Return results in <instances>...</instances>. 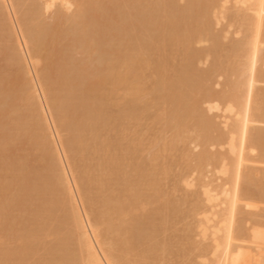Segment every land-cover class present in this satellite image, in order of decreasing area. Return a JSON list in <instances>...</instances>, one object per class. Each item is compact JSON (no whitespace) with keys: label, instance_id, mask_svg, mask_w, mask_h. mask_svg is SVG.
I'll list each match as a JSON object with an SVG mask.
<instances>
[{"label":"rangeland","instance_id":"374dc122","mask_svg":"<svg viewBox=\"0 0 264 264\" xmlns=\"http://www.w3.org/2000/svg\"><path fill=\"white\" fill-rule=\"evenodd\" d=\"M169 1L171 2V0H167L166 1V4L170 5L169 7L174 6V5H172V2L170 4ZM158 2H159V0H155V1L154 0L153 1L152 0H78L68 10H65V8H63V6L61 7V5L59 3H57L51 9H49L47 12H45L44 11V5L42 4L43 3L42 0H33V1L32 0H20V1L18 0L17 1V5L18 4L19 5H18V12H17L16 16H17V19L24 25L23 27L25 29L27 27V29H26L27 31L23 30L24 37L25 38H28V37H31V36H33V37L34 36H37V38L40 41L42 40L41 41L42 42L41 44H42V48H43L44 52L46 51L45 53H47L48 51H49V53L50 52L57 53L60 50L61 51L63 50L64 53L63 52L61 53V51H60L59 54L60 55L61 54L62 55L63 54L65 55V56L63 55L64 57L62 56V57H59L58 58L57 56L59 54H57V56H54L55 58L54 57L52 58L54 60L57 58L61 62L64 60L63 63L59 62V64H58V60H56L57 63H55L52 59L49 60V61H46V62L43 60L41 63L39 62L40 64H38V66L36 67V70L33 69L32 67H29L31 64H28V68H29V71H30V75L31 74L32 75L30 76L28 73L27 74L25 73V76H23V77L20 76L21 77L20 78L21 81H20V79L18 80V78H17L18 76L15 77L17 73H21V74H17V75H22V70L21 69L19 70V67L16 68L17 62L15 60V50H16V48H19L18 41L21 40L20 39L21 36H19L20 34H18V32H19L18 31V28L15 27L17 24L15 25L13 23L14 22L15 23H19V24H21V23L20 22H17V20L16 21L13 20V19H16V17L14 18V16L10 13L9 8H6L7 7L6 3L0 1V5L1 6L4 7V5H5V7L3 9L0 6V68L2 70V71L0 70V91L2 90V92L0 93V97H1L0 98V135H1L0 136V145H1L0 146V152H2V154H4V155H1V153H0V172H2V173H0V187H1V189L3 188V190L0 189V192L3 191V193H4V194L2 192H1L2 194L0 193V211H1L0 212L1 213L0 214V219L2 220V221L0 220L1 221L0 222V228H1L0 229V231H1L0 232V236H1L0 237V260H5V259L13 260V259H15V261L19 262V264H31L32 262H33L32 264H38L39 262L41 264H44V263L45 264L46 263L47 264H52V263H54V264H64V262H67V261H71V262H73V264H80V251H79V249H77V248H79V244L77 243L76 236L73 235L72 237H70V240L69 239L67 241L60 240V242H59V239L60 238L58 239V236H57L60 232L62 233V232L71 231V225L68 222L69 221L68 220L69 217H67V215L64 214L66 212V210H65V212L62 211V209H66L65 205L67 204L66 200L64 202L65 204H62L63 202H61L62 199H65V195L62 193L61 189H59V186L57 187V185L55 184L56 183V179L54 177V173L51 171V168L48 165L49 161L46 158L47 155H48V151L45 148L44 149L42 148V145L44 146V143H45L44 141H46L45 144H47L49 142L51 143L53 141H56L57 135H55L56 137L53 136L55 133L53 131H50L51 133H53L52 134V138H51L49 136V133H48L47 129H46V133L48 135L45 134L44 132L43 133L41 132V129H40L39 125H37L36 119L34 117L33 110H32V113H31V109H33V107H34L33 104H37V99L35 98V99H33V101H30L27 98V94H28V91H30V92L33 91V88H32L33 87V83L35 81H36L35 83L38 82L37 78L34 76V72L35 73L37 72V75L35 74L36 76L45 75L44 72H46V73L48 72L46 74V76L49 79L51 78L50 80L53 79L51 81V83H54L52 85H53L54 88L56 87V92H59V93L61 92L60 93V96H59V93H56V95H58V97L60 99H62L61 100L62 103H63L62 104V107H67L70 103H73L74 101H73V98L72 97H75V96L77 97V95H79V90L81 89V88H77L78 86H77L76 82L78 81L77 83H79V81H80L82 84L83 83L85 84L87 80H88L87 81L88 83L91 80V78L89 80V78L85 77V75L87 76V74H88V76H90V73H87L83 77H81L83 71L81 69H78V65H79L80 62L83 61V64H84L85 63L84 62L85 60H87V61L89 60V62L86 61L87 62L86 65L88 64L89 66L90 65L92 66V68L90 67L91 70L89 69V72H91L93 74L94 73V70L95 71H97V69L99 70V67L95 63H98V65H100L101 64V61H102L101 58H103V61H102L103 62L102 65L103 66L102 67H104V65H105V63H104L105 62L104 57H108L107 54H105V52L109 49V47H112L111 49H109V51L112 50V49H114V48H116L118 46L117 41L118 42L119 41L120 42H123V43H120L121 45H123V44H133V43L136 42L137 37H139L138 39L141 38L140 41H142V43H144L143 41H146V40L147 41H149L150 39L151 40H156L155 38L153 39L151 37L152 36L155 37L156 35H159L160 36L161 33L163 34L164 32H166L165 30L163 31L164 28L161 29L163 27V24H162L161 19H160L161 16H162V12H159V8L161 9V6H165V3H164L165 1L163 0V2H159V3H163L161 6H160V4ZM81 3H82L83 6L81 5ZM154 3H156V4H154ZM138 4H141V5L139 6ZM149 4H150V6H149ZM152 4L154 6H152ZM174 4L176 6H174V8L172 7L171 9H169V10H171L170 12H172L173 9H174L173 12L176 11V9L178 7L181 8V11H182V8H187L189 6L188 5L189 4V1L188 0H174ZM240 6L238 4H235V1L234 0H216V2L214 1V4L211 3L209 6L207 5L206 7H208V9L207 8H204L206 10L202 9L203 7H200L199 8V6L197 7L199 9H197V8L195 9L197 11L199 10L198 11L199 12L198 16L201 15V16L197 17L196 20H198V18H200V21L202 23L203 22L204 23L202 24L198 20L199 23H198V26H197V21H196L194 27H196V29H197V28H199V25L200 24H201L202 27L200 26L201 29H197L198 31L195 29L196 31L193 32V33H191L194 36V38H192V41H191L192 42L191 43V45H192L191 46V49L194 50V51L197 50L196 52H200L202 55L200 56L199 59H197L196 61L194 60L195 62L193 61V63H192L194 69H196V72H197V76L198 77H194L193 80L190 79V78H187L188 80H186L187 82H184V86L183 85L182 86H179L176 83L177 82V79L182 78V77H185V75H187V69H188L187 68L188 62H186V59L187 58H185L184 51H183L184 49H182L183 48L182 45L179 44L180 47H182V48H180L178 46V44L171 45V48H170V46L167 45L166 42L164 43L162 41L161 38H163V37H160V39H158L159 41H154L153 42L154 44L155 43L156 44L155 45H152L151 47L161 48L162 46H165L166 45V47L169 48L168 49L169 50L168 51L169 53H168V55L166 54L167 55V58H166V56L164 57L167 60L169 59V61H170V62L168 61L170 63L169 69H168V66H166L165 68L162 69V74L159 75V73L161 71V64H160V61L158 59H155L156 56H153L154 57L153 60L156 62V64L152 63L153 60L149 61L152 65L150 63H147V66L144 65L143 67H145L146 70H145V68H142V69L145 70V72H144V70H143V72L141 71L138 79L128 78L129 81H130V84L129 83L127 84V82H128V79H127V81H126V83L124 85V88L127 90L126 92L121 89V90H119V91H117L115 93V96L116 97L114 96V100H115L114 101V104L111 105L112 108L110 107V111H112V114H110L112 117L111 116L110 117H111V119L112 118L114 119V120L112 119V121H113V124L115 126L117 125L116 128L117 127L118 128L120 127L119 130L122 129L120 133H123V134L122 135L119 134V130H118V132H116V134H119V135H117L118 138H115L116 137L115 131L110 132V133H112V135L111 134L109 135V133H108V136H107V134H106L107 132L105 131L106 132L105 133L106 135L103 132V130H105V129H102V132L100 131V134H99L101 136L98 135V138H97V140H101V142L102 141H106L105 143L110 142L112 144L115 141L114 146H111V147L113 148L112 151L115 154V159L116 160L113 159V161H112L113 163H112L111 166L104 164L105 163V160H106L105 157L104 156L102 157V155H100L101 153L99 154V153H97V152L94 151V149H93L92 146L96 145L98 143V141L96 140V142L92 143L93 139H92V141H90L91 140V136H90V134H88V132L87 133L85 131H83L82 133L80 132V134H81L80 137H83V138L78 137V140H76V138L78 136V133L75 131V128L74 127H71L73 124L70 123V125H69V128L70 129L69 130L61 131L60 137H61V141L62 142L65 140L64 142H66V144H68L71 141L70 143L72 145H74L73 143L75 141H77V142L80 141L78 143L75 142V144L77 143L76 146H79L80 145L81 147L80 146L79 147H76L75 145H74L75 147H73L71 144H69L71 146V148H73V150L75 151V153L71 154V156L74 157V158H77L78 160H80V162H82L81 158H85L86 162L83 165L86 164L85 167L86 168L88 167V171H85V172L88 174V177L89 176L90 177L89 178L88 177L85 178L83 176L85 174V172H83L82 169H80L82 167H83L84 170L86 169V168H84V166H82V163L83 162L81 163V167H78V169H80L79 171H81V173L82 172L83 173L82 174L81 173H78L79 171H76L75 170L77 173L75 171H73V174H75V177L74 176L73 177H74V179H77V181L79 180L80 182H82L81 179H83V183L85 185L83 183L81 184L80 182H77V183L80 186H83V187L85 186L86 189H87V187L89 186L90 183L91 184L94 183V185L92 187H97L96 189L95 188L93 189L90 186V188L93 189L92 190L93 192L92 191L91 192H88V191H90V189H87V191H86V189L84 187V191H83V188L79 186L82 189L81 191L83 193L85 191L88 192V193H90L89 194V196L91 195L90 200H92V198L94 197V194L96 195L95 198H93L94 201L93 200L91 201L93 203L92 206L95 205V206H93L95 208V209L93 208L95 211L99 207L98 205H101V206L103 205L104 206L103 209L101 208L103 211L100 212L99 211L100 208L97 210L98 214H96L97 212L95 213V211H94L95 215H98L99 216L98 217V221L99 222L101 221V218H100L101 216L99 214L106 211V206H107L106 204H107L108 200H109L108 203H110V199H112L111 202L114 199H116V200L117 199L118 200L119 199L122 200L123 199L122 197L125 198L126 195L128 196V192H127L129 190V187L128 186L131 187L132 185H134L133 183H135V181H136L135 179H137V177H138V176H135L136 174L137 175H144V174L145 175H149L152 172V176L153 177L152 176H150V178L146 177V178H148V180H147V186L144 187V189L141 190L142 191V194H143V196L141 197L142 199H140L139 201H135V202L133 200H131L130 203H129L131 206H127V209H129L127 211L128 212L131 211V212H129V214L127 213V218L128 217H131L133 215L134 217L133 216L132 217L134 218V220L138 216L139 218H142V221L139 218H137V222L135 220V221H133L134 223H132L133 218L125 219V221H124L125 223H123V225L121 226V230L123 229V231H124V229H125V232H123V231L121 232L120 230L118 231V230L115 229L116 231H118V233H117V235H119L118 238H117V235L116 234L115 235H111V237L113 239L112 240L113 246H114V248L117 247V248H115V250H116L115 254L117 256L121 257L120 259L122 261L127 262V264H204L203 261L206 258L204 256H207L208 254H206V253H209L210 252V249H211V239H210V237L209 236L207 237L208 238V239H206L207 241L205 239L202 240L201 239L200 232H199L201 230V229H199L200 228L199 227V224L201 223V221H203L202 219L205 216L203 214L205 212L204 209H206L207 211L210 210V208H209L210 205L207 202H205L206 201L205 200L206 199L205 198L206 196L204 195L203 192H205L206 190H209V191L211 190V195L212 196H216L218 194L217 193V190H218L217 188L220 187V184L222 182L221 180L223 179V177H221L218 174V170H219V167H220V159L222 157L223 158H226V162H228L229 164L232 161V158L233 157L228 152L227 143H225V145L224 144L221 145L220 144V137L221 136L224 137V135L227 134L228 129H229L228 127L233 122V117H231V115H229L228 113H225V109L228 106L229 99L231 98L230 96H232V94H233V86L232 85H235V84L241 85V90H242V85H243V83L245 81V78H246V77H244V75H242V73H243L242 71L245 70L244 68L246 66V57H245V54L246 53L244 54V52L238 51L237 50L238 48L235 49L234 48V45L235 44L236 45H239L240 42H241L240 45H242V44H244L248 40L249 35H250V31H249V25H248V18H246V16L247 17L250 16L248 13H251V16H252L253 13L251 11L250 12L247 11L248 12L247 13L245 11V8L243 6H241V8H240ZM111 7H112V9H111ZM151 7L154 9V11H153L154 13L153 14L152 13H149V12H152L150 10V9H152ZM157 7H159V8L157 9ZM20 8L22 9V11H21ZM76 8H77V10H76ZM179 8H178V10H179ZM83 9H85V10H83ZM155 9H157L156 11L158 12V14H156V16L157 15L159 16V17L158 16L157 17L160 19V21L157 20V17L155 16V13H156L155 12ZM78 10H80V11L82 10L83 12L81 11L82 14H81V16L79 18H77L76 20H73L71 17H73V15ZM94 10H95V12H94ZM147 10L148 11L150 10V11L148 12ZM184 10L185 9H183V11ZM201 10H203L205 12L204 13L203 12L200 13ZM210 10H212V11H210ZM58 12H60L61 15L64 14V18H62V20L60 22H59L60 19L57 16V13ZM140 12H143V13H146L147 12L146 13L147 16H148V13L149 14H152V15H149L147 17V16H145V14L140 13ZM19 13H21V14H19ZM206 13H208L207 14V17L206 16H203V14L206 15ZM214 13H215V15H214ZM143 15H144V17H143ZM10 16L13 17V19ZM151 16H154V17H151ZM55 17H57L58 20H56ZM209 17L211 19H209ZM144 18L145 19L148 18V19L147 20H144ZM155 18H156V21L154 20ZM9 19H12V20H9ZM64 19H65V21H64ZM81 19H83V20H81ZM149 19L150 20L153 19L155 23H157V21H159L158 22L159 24H155L153 22V25H152V23H151V21ZM203 19H206V20H203ZM12 21H13V23H11ZM43 21H44V23H43ZM209 21H210V23H209ZM52 22H53V24H52ZM54 22H56V23H54ZM143 22H145L146 24H148L147 22H150L149 24H150V28L151 29L149 30V27L147 25L145 27L142 26V27L146 28V29L141 28V29H143V31L141 30L140 32H144L146 30V32H144L142 34L143 35L142 36V35H140L141 33L139 32L140 29H138V27H136V25L138 24L139 27H141V25L143 24ZM116 23H118V25ZM57 24H59V25H57ZM69 24H71V25L69 26ZM91 24H92V26H91ZM120 24H121V26H120ZM11 25L13 27H15L16 29L15 28L13 29V27H11ZM25 25H28V26H25ZM60 25H62V26L60 27ZM155 25H156V27H155ZM157 25H158V28H157ZM263 25H264V22H263ZM8 27H10V28H8ZM52 27H54V29H52ZM135 27L137 28L138 31L136 30L134 32V30L136 29ZM263 27H262V29H263ZM11 28L13 30H15V31H13ZM59 28H60L61 31L59 30ZM80 28H82V29H80ZM106 28H108V29H106ZM124 28H125V30H124ZM88 29H89V31H88ZM154 29H156V30H154ZM50 30H51V32H50ZM54 30H55V32H57L60 35H58L56 33H53ZM57 30H59V31H57ZM80 30H81V32H83L82 34H80L81 32H79ZM129 30H131V31H129ZM199 30L203 31L204 33H202L201 31L199 32ZM149 31H151V32H149ZM60 32H62V34ZM136 32H137L136 35H138V36H135L134 33H136ZM13 33H16L15 36H14ZM77 33L80 36H82V37H80L79 35H77ZM148 33H151L150 35H152V36L150 37V35ZM30 34H32V35H30ZM128 34H130V35H128ZM144 34L146 35L145 36L146 37L145 38L146 40L144 39ZM52 35L54 36L53 37L54 39L51 38ZM88 35H90V36H88ZM148 35H149V37L147 39V36ZM115 36H117V37H115ZM127 36H128V39H127ZM131 36H134V37H131ZM159 36H158V38H159ZM163 36H165V34H163ZM212 36H215V37H217L219 39V40H217V38H216V40L219 43L221 42L220 45H222V48H223L222 50L221 49H217L215 41L212 40L215 37H212ZM3 37H5L6 39L3 38ZM78 37H79V39H78ZM130 37L133 38V40H131ZM16 38L19 39V40L17 41ZM58 38H59V40H58ZM72 38L75 39L73 43L71 42L72 41ZM76 38L78 39V42H77L78 44L77 43L75 44V42L77 40ZM80 38L81 39H84L83 41H85L86 43L83 44L84 42L82 40L80 41ZM93 38H94V40H93ZM122 38L125 39V41H123ZM52 39L54 41H56V42L58 41L57 44ZM55 39H57V40H55ZM113 39H117V40H113ZM50 40H52V41H50ZM90 40H91V43H89ZM126 40H129V41L126 42ZM49 41L50 42H53L52 43L53 46H52V44ZM113 41H114V43L116 42L115 43V45H117L116 47H115V45H112V44H114V43H112ZM16 42H17V44H16ZM80 42H83V43H80ZM54 43L56 44V46H55L56 48L54 47ZM232 43H233V45H232ZM12 44H14L15 46H13ZM49 44H51V45L49 46ZM82 44H83V47H84V48L82 47L83 49L81 48ZM87 44L88 45L91 44L89 51L88 50H85V47L88 46ZM157 44H159V46H156ZM79 45H80V47L78 49V46ZM231 45L233 46V50H231L233 52L230 51V48L232 47ZM193 46H194V48H193ZM51 47H53V48L51 49ZM95 47H97V48H95ZM13 48H15V50ZM57 48H58V50H56ZM66 48H69V49L67 50ZM102 48L103 49L106 48L107 50H102L104 52L100 55V52H102L101 51ZM260 48H261V55H262L264 53V43L261 44ZM86 49H88V48H86ZM92 49H94L95 51L92 50ZM11 50H12V52H11ZM75 50H77V51H75ZM91 50H92V52H91ZM212 50H213V52H212ZM215 50H216L217 53L215 52ZM80 51H81V53H80ZM72 52H73L74 55L72 54ZM75 52H77V53H75ZM210 52H212V54ZM236 52H237V54H236ZM238 52L240 54H242L241 55L242 57L239 56L240 54ZM178 53H179V55L176 56V54H178ZM180 53H181V55H180ZM214 53H216V55ZM85 54H87V55H85ZM73 56H74V58H73ZM88 56H89V58H88ZM101 56H103V57H101ZM168 56H170V57L168 58ZM2 57H3V59H2ZM9 57H10V59H9ZM65 57H66V59H65ZM235 57H237V59ZM83 58H85V60H83ZM170 58H171V60H170ZM79 59H81V60H79ZM106 59H108V58H106ZM174 59L175 60L177 59V60L175 61ZM14 60H15V62H14ZM95 61H99V62H95ZM237 61H239V62H237ZM14 63H16V65H14ZM60 63H61V65H60ZM259 63L260 64H257V66H256L258 70L257 69L256 70L263 74L264 73V61L263 62L261 61ZM3 64L4 65L7 64V67L4 66ZM48 64H49V66H47ZM56 64H58L60 68H58ZM63 64H65L67 66H65ZM148 64H150V65H148ZM82 65H79V67L81 68ZM158 65H160V66L158 67ZM179 65L181 66L180 67L181 70L179 68ZM45 66H47L46 67L47 69L44 68ZM61 66H63V67H61ZM83 66H85V65H83ZM96 66L98 67L97 69H96ZM171 66L174 67V68H172ZM175 66H176V68H175ZM195 66H196V68H195ZM50 67H52V68L50 69ZM55 67H56V69H55ZM102 67L100 65V68L101 69H102ZM147 67H150V68H147ZM157 67L160 69V71H159V69ZM183 67H184V70L182 69ZM216 67H218V68H216ZM74 68L76 70H78V72H77V74H73L71 76L70 75L71 73L69 74V72L74 71L76 73V70ZM84 68L86 69L84 71V73L88 72L87 71L88 68L86 66ZM84 68L82 67V69H84ZM4 69H5V71H4ZM59 69L61 70V72H60ZM17 71H19V72H17ZM54 71H59V72L56 73ZM67 71H69V72H67ZM175 71L177 73H174ZM74 72H72V73H74ZM156 72H157V74H156ZM164 72L167 73V74H165ZM178 72L180 73V75H179ZM204 72H205V75L206 76H207V73H208L210 75V77L209 76L206 77L205 75H203ZM62 73H63V75H62ZM177 74L179 76L178 78L176 77ZM28 75L31 78L34 76L36 80L33 77L32 78V81H34V82H31L30 83L31 80H29L30 78H29ZM162 75H164L163 76V79L166 76V79L171 80V82L169 83L168 80L167 81H163V79L161 78ZM199 75H201V78L199 77ZM67 76H69V78ZM168 76H170V77H168ZM202 76H204V77H202ZM25 77H27L28 79L25 78ZM57 77H59V78L57 79ZM60 77H63V78L66 77V78H64L65 79V82H66V83L64 82V84H69L70 85V86H68V85L67 86L66 85L61 86L62 87V90L64 88H66L64 91H62L61 88L59 89L56 86V84H55L56 82H58V80H60ZM78 77L79 78H82V79H79L78 80ZM207 78H209V79H207ZM10 79H11L12 82L9 81L10 82L9 83L8 80H10ZM25 79L27 80L26 82H25ZM70 79L71 80L74 79V80H77V81L76 82L74 80L71 81ZM151 79H153V80H151ZM241 79H243V80H241ZM6 80H7V82H6ZM132 80H133V82H131ZM191 80H192V82H190ZM13 81H15V82H13ZM22 81H23V83H22ZM172 81H174L175 83L172 82ZM140 82L142 83V85H141ZM188 82H190V83L188 84ZM35 83H34V85L36 86ZM159 83H162V84L164 83L163 85H165L167 83V85L169 87L167 85H165L164 88H163V85H159ZM196 83H198L200 85V87ZM20 84H22V85H20ZM72 84H74L76 86H72ZM171 84H173V85H171ZM194 84H196V85L194 86ZM138 85H139V89H138ZM26 86H28V88ZM172 86H173V88H174V86L176 88L173 89ZM73 87L74 88L76 87L78 90L76 88L74 89ZM165 88H167V89H165ZM196 88H198V89H196ZM171 89H173V90L171 91ZM181 89H183V90H181ZM7 90H9V91H7ZM66 90H68V92ZM163 90L164 91L167 90V91L163 92ZM179 90L181 91V93H180ZM73 91H74V93H73ZM75 91H78V92H76L77 94H75ZM150 91H151V93H150ZM183 91L185 93H187V94H189L187 92V91H189L190 94L187 95ZM174 92H175V94H173ZM178 92L180 93V95L182 94L183 97L182 96L180 97V95H179ZM255 93H257V94H255V96L253 97V107L256 106L255 109L264 110V109H262V107L264 108V97H263L264 96V82L261 81V82H259L258 84L255 85ZM163 94H164V98H163ZM168 94H171L172 95V97L171 98L169 97V98L170 99H174V100H172L173 102L171 100H169V98L166 97ZM242 94H243V92L242 93L240 92L239 93V96H242ZM9 95H10V97H9ZM69 95H71V96H69ZM171 95H169V96H171ZM178 95H179V97H178ZM184 95H186L187 98L184 97ZM41 96L42 95L40 94V96H39L40 97V99H39L40 100V103H42L41 105H43L45 103L44 106H43V108L45 107L44 110H47V108H46L47 107V104H46V101H45L46 99H44V96H42L43 98ZM63 96H64V98H63ZM124 96H125V98H126L127 101L121 103L122 101H119V98L121 99ZM173 96H175L177 98H180V99H175V97H173ZM70 97H71V99H70ZM134 97L137 98V100L135 99L136 102L139 100L138 101V104L136 102H134ZM132 98H133V100H132ZM161 98H162V100H161L162 102L159 101ZM64 99H66V100L69 99L68 102L65 100L69 104H67L64 101ZM164 99L167 100L168 102L170 101L171 103L169 102L170 104L167 103V104L164 105V103H163V102H165V101H163ZM42 100L45 101V102H42ZM176 100H178L177 101L179 103L178 106L175 105V104H177V103H175ZM241 100L243 101V99H241ZM129 101L132 102V105H131L132 106V109H134V106H135L134 103H136L135 109H137V110H135V109L134 110L137 111V116L138 117L140 116L139 117V121H136L134 119L133 120H129V121H123L122 119H120L121 118L120 115L122 114L121 112H119L120 111V108H121V106H123L125 104L126 106L124 105L122 107V109L124 108L126 110V107H128V105L131 104V102H129ZM192 101H194V102H192ZM173 103H175V104H173ZM194 103L196 105L195 108H194L195 105H193ZM210 103H211V105L217 104L218 106L216 108H213V109L210 110L208 108V106L210 105ZM171 105H173V106L170 107ZM260 105H261V108L259 107ZM176 106H177V111H175ZM181 106H182V108H183L184 111L181 109ZM191 106H192V108H191ZM178 107H179V109H178ZM185 107H186V109H185ZM189 108H191V109H189ZM193 108L195 110L196 109L197 110L195 111V110H193ZM79 110H81V111H79ZM79 110L76 109V111L79 112V113L80 112L81 113L83 112L82 109H79ZM178 110L179 111L182 110V112L181 111L179 112ZM186 110L187 111L189 110L188 112H190V115L192 114V116H190L191 118H188V119L186 118V115L189 114L188 112L186 113ZM7 111H9V112L7 113ZM22 111H25V112H22ZM113 112H115V113H113ZM167 112H168V114H167ZM175 112L176 113H179V114H176ZM28 113L30 115H28ZM79 113H76V114H78V116L77 115H74L73 116L74 119H71L73 122L72 121H70V122L75 123L77 121H80L81 118H79V117H81V114L79 115ZM48 114L50 115L49 112L48 113L46 112V115L45 116L48 117L47 120H48L49 130H55L54 129L53 122H50V121H52V119L51 118H50L51 120L49 119ZM53 114L56 115L55 113H53ZM166 114H167V116H166ZM179 115H181V117ZM184 115H185V117H184ZM8 116H10V117H8ZM30 116H31V118H30ZM178 116L181 118V120H180V118ZM182 117L185 118V119H183ZM226 117H228V118H226ZM169 118H171V119H169ZM54 119H55V117H54ZM1 120H2V122H1ZM20 120H21V122H19ZM29 120H30V122H29ZM176 120H178V121H176ZM184 120H186V121H184ZM115 122H117V123H115ZM178 122H179V124H178ZM181 122H182V124H180ZM6 123H7V125H6ZM121 124H124L123 126L126 127V131L125 132L128 135L127 134H125V135H127L129 137V138H127V140L125 139L127 136H125V138H123L124 137V132H123V128L124 127L121 128V126H122ZM223 124H225V125H223ZM23 125H26V127H24ZM173 125L176 126V127H174ZM257 125H260L261 128L264 129V125H262V124H257ZM28 126L30 128L32 126V128L30 129ZM167 126H169V127H167ZM127 127H129V129ZM223 127H225V128L227 127V128L226 129L225 128L223 129ZM183 128H184V130H183ZM32 129H34V131ZM133 129H137L136 130L137 131L136 135H135V133H133L135 131V130L133 131ZM8 132H10V133H8ZM39 132H40V134L37 135V133H39ZM71 133H74L75 134L73 136V138L71 136L73 134H71ZM83 133L86 134V139L85 140L88 139L87 138L88 136L90 137V140H87V141H83L82 140V142H81L80 139H84L85 138V136H83L84 135ZM101 133H103V134H101ZM120 135H121V137H119ZM104 136H106V137H104ZM109 136H112V137L108 138ZM29 137L30 138L32 137V139L30 140ZM40 137H41V139H40ZM42 137H44V138L42 139ZM102 137H104V139H102ZM137 137L139 138V140H138ZM71 138H72V140H69ZM106 138H108V139H106ZM1 139H2V141H1ZM57 139H59V137ZM119 139H121V141ZM132 139L133 140L134 139H137V140L136 141L135 140L133 141ZM124 140H126V141H124ZM128 140H130V141H128ZM7 141L9 142V144L7 143ZM57 141L55 142V144L57 143ZM127 141L128 142H131L132 141V143L134 145H132L131 143H127ZM138 141H139V143H138ZM64 142H63V145H64ZM84 142H88V143H84ZM117 142L119 143V145L117 144ZM81 143H83V144L81 145ZM90 143L92 144V146H91ZM121 143L123 144L122 146L120 145ZM84 144L86 145L87 150H89V151H87L88 153L85 151L86 149H83V147L85 148ZM98 144H97V146H98ZM125 144L128 145V146H125ZM29 145L30 146L32 145V148ZM57 145H59V141H58ZM115 145L117 147H115ZM219 145H221V146H219ZM4 146H6L5 147V149H6L5 151L6 152L4 151ZM33 146H34V148H33ZM59 147L58 146L56 147L58 149V151L60 150ZM121 147H123V148H121ZM124 147H127V148H124ZM78 148H80V150L82 148L83 151L81 150V152H80V150H78ZM90 148H91V151H90ZM116 148H118V149H116ZM129 148H130V150H135V151H133V153H131L132 156L131 155L128 156V154L126 153V150L129 149ZM75 149H77V150H75ZM24 150H25V152H24ZM84 151H85V154H83ZM38 152H40L41 154H39ZM77 152L82 153L83 156H80L81 154L78 153L81 158L78 157L77 154H76ZM92 152H95V154L97 156L94 153L92 155H90ZM134 154H136V155H134ZM210 155H211V157H209ZM259 155L260 154H259V151L258 150H257V155L256 156L255 155H252V156L251 155H247L246 156V160H248L250 158L248 160L249 162L246 161V163H244V166H245L244 170H245V172H248L246 170H249V168H250V170H249L250 173H253L254 175L251 174L252 177H249L251 180L249 178L245 179V181L243 180V183H241V184H243L244 186L241 185V189H242V187H244L243 190L245 192H248V194L249 193L252 194V196H253V197L251 196L252 199H251V197H249V199L256 201V203L254 202V204H257V209H255L256 211L249 210L250 212H248V210L247 211H244L243 210V213L245 214V216L242 213L240 214L241 216H240V220L239 221H243L240 224H238L240 227H241V225H245L247 227L248 226L247 223L249 224V222L252 225H254V223L255 224L256 223L257 224H260V223H262L264 221V197H263L264 196V182H263L264 180L262 181V179H264V165L263 164H260V162L258 164ZM130 156L132 158H130ZM72 157H69V158H71V160H72L73 159ZM139 157L140 158L142 157L141 160H140ZM37 158H39V159H37ZM129 158H130V162H129ZM24 159L26 160V163H21V162H25ZM45 159H46V161H45ZM77 159H73L72 160L73 161L72 163H75V162L78 163V160ZM85 160L83 159V161H85ZM47 161H48V163H47ZM140 161H142V162H140ZM27 162H28L29 165L27 164ZM80 162L77 164V166L78 165L80 166ZM121 162H122L123 165L121 164ZM18 163H19V166H16V164L18 165ZM40 163H43V165L45 166L44 169L42 168L43 165L40 166ZM76 163L74 165L72 164V167L74 169H76L75 167H77L76 166ZM95 163H96V165H95ZM124 163H126V165ZM129 163H130V165H129ZM25 164H26L27 167L25 166ZM37 164H39V167H38ZM87 165H91L93 167L95 166L93 168L94 170L93 169L91 170V167H89ZM103 165L105 166V168H104ZM136 165L141 166V168H142V170L140 169L141 172H138V173L135 172V171H137V167H138ZM145 165H147V166H145ZM12 167H13V169H12ZM23 167H25V168L23 169ZM46 167H48V169ZM253 167H255V168H253ZM39 168H41L40 171L42 170V172H38ZM117 168H120V169H117ZM8 169H9V172H8ZM46 169H47V171L45 172ZM95 170H97V172H99V173H97ZM105 170L108 171V172H106ZM31 171H32V173H31ZM11 172H12V174L9 176L8 173H11ZM20 172L21 173H24V174H21ZM255 172H256V174H255ZM13 173H18V174H14L13 175ZM40 173H42V175ZM44 173H46V174H44ZM142 173H144V174H142ZM50 174L53 175V176L51 175V177H52V179L54 178V180L50 179L51 177L49 178ZM76 174H77V177H76ZM80 174L82 175V177H81ZM117 174H118V176H117ZM123 174H125L127 181H122V179H120L123 176ZM15 175H16V177L19 176L18 177V181L19 182L17 181L16 178H13V177H15ZM47 175H48V177H47ZM24 176L27 179H25ZM43 176H46L49 180L46 177H44V180H43L42 179ZM68 176H69V174H68ZM93 176H95V178H93ZM255 176H256V178H255ZM33 178H34L35 181L33 180ZM72 179H70V180L72 181ZM85 179H86L87 182H89V184L87 182H85ZM108 179H109V181H108ZM50 180H52L51 182H52L53 185L52 184H49V183H51ZM98 180H99V182H97V183H99V184L102 183L103 184L102 185L103 189H99L98 188L101 185H98V184L95 185L96 181H98ZM101 180H102V182H101ZM9 181H10V183L12 181L13 182L15 181L14 182L15 184H13V183L10 184ZM22 181H23L24 184L21 183ZM46 181H48L47 182V186L49 185V187H48L49 189L46 186V183H45ZM53 181H54V183H53ZM104 181L109 182V183H106ZM110 181H111V183H110ZM223 181H224V179H223ZM30 182H31V184H30ZM42 182H44L45 185L44 184L41 185ZM248 182H250V183L248 184ZM252 182H253V184H252ZM35 183L38 185V188H37V185ZM104 183H105V185H104ZM6 184L7 185L10 184V185L7 186L8 187V190H9L8 191L9 192L8 194H5L6 193L5 191L7 189L6 188ZM19 184H21V185H19ZM250 184H251V186H250ZM31 185H33L35 187H33ZM40 185H41V187H40ZM247 185L250 188L247 189ZM9 186H10V188L11 187H13V188L10 190ZM4 187H5V189H4ZM18 187L21 188L22 191H20V189ZM31 187H32V190H30ZM53 187L55 189L54 190V193L55 194L57 193L56 195L53 193L54 199H53V197H50V195L52 196V193L51 192H53V190H51V189H53ZM123 187H125V188L122 189ZM44 188H46V189H44ZM56 188H58L57 189L58 190L57 192H55L56 191ZM115 188L116 189L119 188V189H117L118 190V193H117V190ZM126 188H127V190H126ZM258 189H259L260 192L257 191ZM23 190H25V191H23ZM34 190H35V192H33ZM36 190H38L37 192L38 193L40 192V194H38L36 192ZM43 190H45V193H46L45 197L42 196V194H44V193H42V192H44ZM59 190H60L61 193L59 192ZM94 190H96V191H94ZM112 190L118 196L116 194H114V192ZM121 190H123V191L126 190L127 193L125 192L123 194V191H121ZM247 190H249V191H247ZM28 191H29V193H28ZM48 191H51L50 194H48L49 193ZM31 192L33 193L32 195L30 194ZM86 192L84 193L85 194V198L86 197L89 198V196H86L88 194ZM245 192H244V194H245ZM254 193H256V194H254ZM260 193H261V195H260ZM25 194H26V196H24ZM250 194L248 196H250ZM2 195H5V196H2ZM28 195L29 196L30 195L31 196H35V198L32 197V199H29L31 197H29ZM47 195H48L49 198H52L53 200H51V199L49 200V198H47ZM108 195H109V197H108ZM115 195H116V197H115ZM13 196H15V197H13ZM110 196L112 198H110ZM120 196H122V197H120ZM6 197H9V198L7 199ZM25 197H27L28 199H26ZM151 197L153 199H151ZM39 198H41V199H39ZM42 198H44L45 200L42 199ZM46 198L49 200V202H48V200H46ZM59 198H61V199H59ZM150 199L152 200L153 203H151L149 201ZM9 200H12L11 201L12 203ZM31 201L32 202L35 201V202L34 203H31ZM40 201H42V203H40ZM51 201H53V202H51ZM54 201H56V202H54ZM59 201H60V203H59ZM147 201H148V203H147ZM15 202H16V204H15ZM25 202H26V204H23ZM84 202H85V200H84ZM132 202H134V203H132ZM55 203H57V204H55ZM52 204H54V205H52ZM56 205L57 206H59V205L62 206V208L59 207L61 209L60 210L61 213L58 212L59 211V208H57ZM51 206L53 208H55V209H53ZM204 206L205 207L207 206V208H205ZM47 207H49V208H47ZM89 207H91V206L89 205ZM89 207H88V204L86 205V203H85V208H87L89 210V212L92 210L91 212L93 213V209L92 208L90 209ZM18 208H20V209H18ZM50 208L53 211H50ZM133 208H135V209H133ZM196 208H198V209H196ZM240 208L242 209L243 207H240ZM11 209H13V210H11ZM35 209H36V211H35ZM56 209H58V210H56ZM104 209H105V211H104ZM142 209H144V210L142 211ZM239 209H238V212H239ZM37 210H39V212H37ZM42 210H44L43 211V214H42ZM8 211H10L11 213L8 212ZM19 211H20V214H18ZM157 211H158V213H157ZM240 211H242V210H240ZM12 212H14V213L12 214ZM53 212H55V215H57V216H55L53 214ZM57 212H58V214H56ZM245 212L246 213L248 212L250 215L248 216V214H246ZM31 213H33L34 216H32L33 214H31ZM131 213H132V215H130ZM238 214H237V218H238ZM27 215H29V217ZM35 215L37 216V221L35 220L36 219L35 218L36 217ZM52 215L54 216V218L51 217ZM109 215H112V213H110ZM141 215H143L144 217L141 216ZM31 216H32V218H30ZM43 216L45 218L47 217L48 219L47 218L45 219ZM9 217H10V221H9ZM42 217L45 220H47V221H45ZM56 217H57V220H56ZM244 217L246 219L249 218L248 219L249 221L246 220L247 223H245V224H244V220H245ZM169 218H170V220H169ZM242 218H244V220ZM58 219H60V220H58ZM111 219L112 220H110V223L116 225L115 218L113 219L111 217ZM64 220H65V222L62 223V221H64ZM145 220H148V221L145 222ZM260 220H261V222H260ZM12 221H14V222H12ZM20 221L23 222V223H21ZM27 221H29L28 224H27ZM38 221H39V223L40 222H43L42 224L40 223L41 226L38 223ZM56 221H58V223ZM45 222H48V224L45 223ZM147 222L148 223L150 222V223L148 224ZM166 222L169 223V225ZM258 222H260V223H258ZM55 223H57L59 226L57 225V226H54L53 227V224H55ZM130 223H132V224L130 225V228H128V226H129ZM237 223H238V220H237ZM5 224H8V225H5ZM21 224H23V225H21ZM60 224L61 225L63 224V226H61ZM125 224H127V227L125 226ZM134 224H136V226H133ZM211 224L213 225L214 224V221L211 222ZM148 225H151V226H148ZM252 225H251V227H252ZM33 226H35V227L33 228ZM123 226H125V228ZM131 226H133V228L135 230H133L134 234L132 232L129 235V232L131 230L128 232L127 229L128 230L129 229H132ZM142 226H143V229L141 228ZM147 226L149 228H147ZM152 226H154V228ZM25 227L28 229V231H27V229ZM43 227L44 228L47 227V229H45V230L42 231V228ZM50 227L52 229H50ZM151 227L153 228L154 231L151 230L152 229ZM8 228H9V230H8ZM29 228L32 229V230L34 229L33 232L31 231V233H29L30 232V229ZM61 228H64L65 231L62 230ZM103 228H104V226L101 228V230H103ZM249 228L247 227V228L242 229V233L244 234L246 232V230H248ZM24 229H26L25 232L26 233L28 232L27 235L31 239L30 238L26 239V237H28V236H26V237L24 236L23 237V235L25 234V232L23 231ZM54 229H57V230H55V232H52ZM147 229L148 230L150 229V231H148ZM16 230L18 232H16ZM140 230H142V232ZM243 230H245V231L243 232ZM49 231L52 232L53 235L51 233H49ZM152 231H153V233H151ZM5 232H6V234H5ZM119 232L122 233V234H119ZM140 232H141L142 235L140 234ZM22 233H23V235H22ZM242 233H241V235H243ZM30 234H31V236H30ZM33 234H35V235H33ZM36 234L39 235V236H37ZM123 234H124V236L122 237ZM143 234H145V236H143ZM139 235H141V236H139ZM149 235H150V238H149ZM7 236H9V238ZM55 236H57V237L55 239H53ZM114 236L117 239H114ZM127 236H128V239H126V242L129 241V245L131 247L128 245V242L127 243H124V241H123V240H125V238ZM243 236L245 237V235H243ZM4 237H5V239L7 237L11 241H8V239H6V241H4L5 240ZM169 237H172L174 240L172 238L169 239ZM32 238H34V239H32ZM38 238H40V239H38ZM140 238H141L142 241L140 240ZM241 238H243V237H241ZM157 239H158V241H157ZM244 239L246 240V238H244ZM24 240H26V241L29 242V246H28V242H26ZM29 240H31L32 242L29 241ZM46 240H48V241H46ZM56 240L59 243V245L57 244ZM134 240L135 241H139L140 243L139 242H135ZM12 241H13V243H12ZM23 241H24V243H23ZM37 241L39 243H36ZM75 241H76V243H75ZM144 241H146L147 243H145ZM46 242H48V244ZM116 242H118L120 244H121V242H122V244L124 243V245H122V246L120 245L119 248H121L123 246L124 247L127 246L128 248L130 247L129 249L133 250V252L130 251V250H128L127 248H126L127 250H125V251L121 248L122 249V251H121L118 248V246H117L118 243H116ZM130 242L131 243L134 242L133 245L134 246L136 245V246L134 247ZM35 243H36V245H35ZM63 243L64 244L65 243L66 244L68 243V244L67 245L65 244L63 246ZM244 243L245 244H248L246 242H244ZM244 243H242V245ZM22 244H23V246L20 247V245H22ZM31 244H32V247H30ZM200 244H201V246H200ZM240 245H241V243H240ZM244 245H243V247L241 246L242 248H244V249H241V250H243L242 253L243 252L245 253V251L246 252L247 251L249 252L250 249L248 250V246L247 245L244 246ZM248 245L250 247L251 244H248ZM24 246H26V248H24ZM60 246H62V247H60ZM152 246H154V247H152ZM206 246H207V248H205ZM209 246H210V248H209ZM171 247H172V249H171ZM30 248H32V249H30ZM61 248H63V249H61ZM251 249H253V248H251ZM18 250H19V252H18ZM24 250H25V252H24ZM44 250H46L47 252L44 251ZM77 250H78V252H77ZM14 251H17L18 253L14 252ZM22 251L24 252V255L25 256L22 255L23 254ZM53 251H55V252H53ZM58 251H60V253ZM170 251H171V253H170ZM204 251L206 253H204ZM66 252L69 253V254H67ZM248 252L246 254H244V253L243 254L246 255V256L247 255H250L251 256L253 254L252 251H250L249 254H248ZM54 253H56V254H54ZM123 253L124 254L127 253V255H123ZM16 254L19 256V258H18V256ZM57 254H59V255H57ZM65 254H67V255H65ZM118 254H121L123 257L121 255H118ZM150 254H152V255H150ZM203 254H205V255L203 256ZM21 255L23 257H21ZM59 256H63V257H59ZM124 256H126L127 259H126V257L124 258ZM9 257H11V258H9ZM208 257H209V259H211V256L210 255H208L207 258ZM56 258H57V260H56ZM34 260H35V262H34Z\"/></svg>","mask_w":264,"mask_h":264},{"label":"bare ground","instance_id":"6f19581e","mask_svg":"<svg viewBox=\"0 0 264 264\" xmlns=\"http://www.w3.org/2000/svg\"><path fill=\"white\" fill-rule=\"evenodd\" d=\"M1 2H5L6 3V5H7V7L6 8H9V10H10V13L14 16V18L16 17V19H13V17H11L13 20H17V22H20L18 19H17V16H16V14H17V12H18V5H17V1L18 0H0ZM20 1V0H19ZM33 1V0H32ZM78 0H42V4L44 5V11L45 12H47L49 9H51L54 5H56L57 3H59L60 5H61V7L63 6V8H65V10H68L71 6H73L76 2H77ZM153 1V0H152ZM155 1V0H154ZM165 2V6H161L163 3H159V2H163V0L161 1V0H159V4H160V6H161V9L159 8V7H157V9L159 8V12H162V16H161V22H162V24H163V27L161 28V29H163V31L165 30L166 32H164L163 34H165V36H163V34L161 33V35L159 36V35H156L155 37H153L152 35H150L151 33H148L149 35H150V37L151 38H155L156 40H149V41H147L145 38V34H144V39L146 40V41H143L144 43H142V41H140V39H138L139 37H137V39H136V42L135 43H133V44H123V45H121L120 43H123V42H118L117 41V43H118V46L117 45H115V43H114V41L112 42V43H114V44H112V45H115V47L116 48H114V49H112V50H110L109 51V49H111L112 47H109V49L107 50L106 48H102L101 49V51L102 50H107L106 52H105V54H107V56L108 57H104V59H105V65H104V67H102L103 65V58H101L102 59V61H101V67H102V69L100 68V65H98V63H95V64H97V66L99 67V70L97 69L98 67L96 66V69H97V71H95L94 70V73L92 74L91 72H89V69H90V67L92 68V66L90 65H86V63L87 62H89V60L87 61V60H85V58H83V60H85L84 62V64H83V61L82 62H80L79 63V65H85L88 69H87V71L88 72H86V73H84V71L86 70L84 67L85 66H83L82 65V67L84 68V69H82V67L80 68L79 67V65H78V69H81L82 71H83V73H82V76L81 77H83L85 74H87V73H90V76H88V74H87V76L85 75V77H87V78H89V80H90V78H91V80H90V82L88 83L87 81H86V83L83 85L80 81H79V83H77L78 81L77 80H74V79H72V80H74L75 82H76V84H77V88H81L80 90H79V95H77V97L75 96V97H72L73 98V103H67L68 101H69V99L68 100H66V99H64V101L67 103V104H69L67 107H62V99H60L59 97H58V95H56V93H59V92H56V87L54 88L53 87V85L52 84H54V83H51V81L53 80H50L47 76H46V74L48 73H46V72H44L45 73V75H41V76H36L37 75V72L35 73L34 72V76L37 78V80H38V82L37 83H35L34 81H32V78L34 77H30L31 75H30V71H29V68H28V64H31L29 67H32L33 69H35L36 70V67L38 66V64H40L43 60L46 62V61H49V60H51L54 56H57V54H59V52L61 51H59V52H57V53H52V52H50L49 53V51L47 52V53H45L44 52V50H43V48H42V40L40 41L38 38H37V36H31V37H28V38H25L24 37V34H23V30H25V31H27L26 29H27V27H26V29L23 27L24 25L21 23V24H19V23H13V21L11 22V23H13V24H17L15 27L16 28H18V34H20L19 36H21V40H19V39H17L16 38V40L18 41V46H19V48H16V50H15V48H13L14 50H15V60H16V62H17V66H16V68H18L19 67V70L21 69L22 70V75H17V74H21V73H17L16 74V76L15 77H17L18 78V80L21 78V77H23V76H25V73L27 74H29L28 76H29V80H31L30 81V83L31 82H34L35 84H36V86L34 85V83H33V91L32 92H30V91H28V94H27V98L30 100V101H33V99H37V104H33V109H31V113H32V110H33V114H34V117H35V119H36V122H37V125H39V127H40V129H41V132L43 133H45V134H47L46 133V129H47V131H48V133H49V136L52 138V134L53 133H51L50 131H53L55 134L53 135V136H55V135H57V138L59 137V139H57L56 138V141L58 140L59 141V145H57V143H58V141H57V143L55 144V142L56 141H53V142H49V143H47V144H45L46 143V141H44L45 143H44V146L42 145V148L44 149H46L47 151H48V155H47V159H48V161H49V163H48V161H47V163H48V165L50 166V168H51V171L54 173V177H55V179H56V185H57V187L59 186V189H61V191H62V193L65 195V199H62L61 200V202H63L62 204H65L64 202H65V200H66V202H67V204L65 205V207H66V209H62V211H64L65 212V210H66V212L64 213L65 215H67V217H69L68 218V222H69V224L71 225V231H68V232H60L57 236H58V239H59V242H60V240H62V241H67L68 239L70 240V237H72L73 235L74 236H76V238H77V243L79 244V248H77V249H79V251H80V264H108V260L111 258V259H119V260H121L120 258L121 257H119V256H117L116 254H115V252H116V250H115V248H117V247H115L114 248V246H113V242H112V237H111V235H117V233H118V231L120 230L121 232L123 231V229L121 230V226L123 225V223H125L124 221H125V219H128V218H133L134 216L132 215V213L130 214V215H132L131 217H128L127 218V213L129 214V212H131V211H127V210H129V209H127V206H131L129 203H130V201L131 200H133L134 202L135 201H139L140 199H142L141 197L143 196V194H142V189H144V187H146L147 186V180H148V178H150V176H152V172L149 174V175H145L144 173H142V174H144V175H135V176H138L137 177V179H135L136 181H135V183H133L134 185H132L131 187L130 186H128L129 187V190L127 191L128 192V196L126 195V197L124 198V197H122V196H120V197H122L123 199L122 200H116V199H114L112 202H111V200L112 199H110V198H112L111 196H110V203H108L109 202V200H108V202H107V206H106V211H105V209H104V211L105 212H103V213H100L99 215L101 216L100 218H101V221L99 222L98 221V215H95V213L97 212V210L100 208V212L101 211H103L102 209H103V205L101 206V205H98L99 207L97 208V210L95 211L94 209V207L93 206H95V205H93L92 206V200H93V198H95V194H94V197L92 198V200H90V198H91V195L89 196V194L90 193H88V192H91L94 188L96 189L97 187H92L93 185H94V183L93 184H89V182H87L86 181V179H85V182H87L88 184H89V186L87 187V189H90V191H88V192H86L87 191V189H86V187H85V189H86V193H88L86 196H89V198L88 197H86L85 198V192L83 193L81 190V188L80 187H82L83 188V191H84V187L83 186H80V185H78V183L77 182H80L79 180L77 181V179H74V177H75V174H73V171H79L80 169H82V171L83 172H85V171H88V167L86 168L85 167V165H83L85 162H86V160H85V158H81L80 156H83L82 155V153H79V152H77L76 154H77V156L78 157H80L81 158V160H82V162H80V160H78L77 158H74V157H72L71 156V154H73V153H75V151L73 150V148H71V146L69 145V144H71L70 142L68 143V144H66V142H64V145H63V142L61 141V137H60V134H61V131H64V130H69L70 128H69V125H70V123L71 124H73L71 127H74L75 128V131L78 133V136H77V138H76V140H78V137H80L81 136V134H80V132L82 133L83 131H85L86 133L88 132V134H90V136H91V140H90V137L88 136L87 138V140H90V141H92V139H93V141H92V143H94V142H96V140H97V138H98V135L100 134V131L102 132V129H105V130H103V132H104V134L106 133L107 134V136H108V133H109V135L111 134L112 135V133H110V132H113V131H115V134H116V132H118V130H119V128L117 127L116 128V126L113 124V121H112V119H111V115L110 114H112V111H110V107H111V105L112 104H114V96H115V93L117 92V91H119V90H123V91H127L125 88H124V85H125V83H126V81H127V79L128 78H134V79H138V77H139V75H140V73H141V71L143 72V70L144 69H142V68H145V67H143L144 65H146L147 66V63H150L149 61H151V60H153V56H156V58L155 59H158L159 61H160V64H161V71H160V69L158 68L160 65H158V69H159V71H160V73H159V75L160 74H162V69L163 68H165L166 66H168V69H169V66H170V61H169V59L167 60L166 58H167V55H168V49L169 48H167L166 47V45L165 46H162L161 48H158V47H151L152 45H155L153 42L154 41H159L158 39H160V37H163V38H161L162 39V41L165 43H167V45H169L170 46V48H171V45H175V44H178V46L180 47V45L179 44H181L182 45V47H180V48H182V49H184L183 51H184V55H185V58H187L186 59V62H188V66H187V75H185V77H182V78H179V79H177V85H179V86H184V82H187L186 80H188L187 78H190V79H194V77H198L197 76V72H196V69H194V67H193V61L195 60H197V59H199L200 58V56L202 55L200 52H196V51H194V50H192L191 49V41H192V38H194V36H193V34H191V33H193V32H195L197 29H201L200 28V26H201V24L199 25V28H197L196 29V27H194L195 26V23H196V21H197V26H198V23H199V21H200V18H198V20H196L197 19V17H199V16H201V15H199L198 16V14H199V10L197 11V10H195L198 6H199V8L200 7H203L202 9H204V8H207L208 9V7H206L207 5L209 6L211 3L212 4H214V1L216 2V0H188L189 1V6L187 7V8H182V11H181V8H179V10H178V8L176 9V11H174L173 12V10H172V12H170L171 10H169V9H171L172 7L174 8V6H176L175 4H174V0L172 1L171 0V2H172V5H174V6H172V7H169L170 5H168V4H166V1L167 0H164ZM235 1V4H238L239 6L241 5V6H243L244 8H245V11L247 12H252L253 14H252V16H251V13H248L250 16H246V18H248V25H249V31H250V35H249V38H248V40L246 41L245 39V43L244 44H242V45H240V43H239V45H234V48L235 49H237L238 51H241V52H244V54H245V57H246V66H245V70H243L242 72V75H244V77H246L245 78V81H244V83H243V85H242V90H241V85H237V84H235V85H232L233 86V94H232V96H230L231 98L229 99V102H228V106L226 107V109H225V113H228L229 115H231V117H233V122H232V124L228 127L229 129H228V132H227V134L226 135H224V137L223 136H221L220 137V144L221 145H225V143H227V146H228V152L232 155V161L230 162V164L228 163V162H226V158H221L220 159V167H219V170H218V174L221 176V177H223V179H224V181H223V179L221 180L222 182H221V184H220V187H218L217 189V195L216 196H212L211 195V190L209 191V190H206L205 192H203L204 193V195L206 196L205 198V202H207L210 206H209V208H210V210L209 211H207L206 209H204L205 210V212L203 213L205 216L203 217V221H201V223L199 224V229H201L199 232H200V235H201V239L202 240H206V239H208L207 237L209 236L210 237V239H211V249H210V252L209 253H206L205 251H204V253H206V254H208V255H210L211 256V259H209V257L207 258V256H204L205 254H203V256L204 257H206L205 259H204V261H203V263L204 264H264V221L262 222V223H260L261 222V220H260V222H258V223H260V224H255L254 223V225H252L250 222H249V224L246 222V220H248V219H246L245 217V220H244V218H242L243 220H244V224L245 223H247V227L249 228L248 230H246V232L243 234L242 233V229H244V228H247L245 225H241V227L238 225V224H240L241 222H243V221H239L240 220V214L242 213V214H244L243 213V210L244 211H247L248 210V212H250L249 210H254V211H256L255 209H257V204H254V202L256 203V201L255 200H251L252 199V194H250V196H248L249 194H248V192H245L244 190H243V188L244 187H242V189H241V185L242 186H244L243 184H241V183H243V180L245 181V179H247V178H249V177H252L251 176V174H253V173H250V168H249V170H246V171H248V172H245V170H244V168H245V166H244V163H246V161H248V160H246V156L247 155H257V150L259 151V160H258V164H259V162H260V164H263L264 165V129H262L261 128V126L260 125H257V124H262V125H264V110H260V109H255V107H253V97L255 96V94H257V93H255V85L256 84H258L259 82H264V73L262 74V73H260L259 71H257L258 69H257V67L255 68V72H253V70H252V57H253V55H255V57H256V66H257V64H260L259 62H263L264 61V53L261 55V48H260V46H261V44L262 43H264V25H263V22H264V15H262V13H264V8H262V0H234ZM135 2V1H134ZM170 2V1H169ZM171 2H170V4H171ZM3 4V3H2ZM33 4V3H32ZM85 4V3H84ZM134 4V3H133ZM154 4H156V3H154ZM42 5V6H43ZM81 5H82V3H81ZM139 6L141 5V4H138ZM168 5V6H167ZM1 6V5H0ZM35 6V5H34ZM83 6V5H82ZM149 6H150V4H149ZM152 6H154L153 4H152ZM241 6H240V8H241ZM2 7V9L5 7V5H4V7L3 6H1ZM39 7V6H38ZM137 7V6H136ZM146 7V6H145ZM169 7V8H168ZM211 7V6H210ZM218 7V6H217ZM242 7V8H243ZM5 8V9H6ZM147 8V7H146ZM152 8V7H151ZM199 8H197V9H199ZM243 8V9H244ZM21 9V8H20ZM108 9V8H107ZM111 9H112V7H111ZM145 9V8H144ZM157 9H155V16H156V14H158V12L156 11ZM183 9H185L184 11H183ZM210 9V8H209ZM216 9V8H215ZM214 9V10H215ZM76 10H77V8H76ZM83 10H85V9H83ZM152 11V12H149V11ZM148 12L149 13H154L153 11H154V9L152 8V9H150ZM161 10V11H160ZM169 10V11H168ZM204 10H206V9H204ZM21 11H22V9H21ZM82 11V10H81ZM81 11L80 10H78L74 15H73V17H71L73 20H76L77 18H79L80 16H81ZM100 11V10H99ZM146 11V10H145ZM144 11V12H145ZM210 11H212V10H210ZM244 11V10H243ZM2 12V11H1ZM38 12V11H37ZM83 12V11H82ZM94 12H95V10H94ZM139 12V11H138ZM204 13L205 11H203V10H201V12L200 13ZM140 13H143V12H140ZM147 13V12H146ZM146 13H143V14H145V16H147L146 15ZM148 13V16L149 15H152V14H149ZM211 13V12H210ZM19 14H21V13H19ZM31 14V13H30ZM207 14L208 13H206V15L205 14H203V16H206L207 17ZM212 14V13H211ZM2 15V14H1ZM66 15V14H65ZM72 15V14H71ZM94 15V14H93ZM118 15V14H117ZM214 15H215V13H214ZM57 16H58V18L60 19L59 20V22L62 20V18H64V14L63 15H61L60 14V12H58L57 13ZM147 16V17H148ZM158 16V15H157ZM156 16V17H157ZM21 17V16H20ZM83 17V16H82ZM129 17V16H128ZM127 17V18H128ZM143 17H144V15H143ZM151 17H154V16H151ZM159 17V16H158ZM157 17V20H159L160 21V19ZM19 18V17H18ZM58 18L57 17H55V19L56 20H58ZM85 18V17H84ZM100 18V17H99ZM112 18V17H111ZM205 18V17H204ZM12 19H9V20H12ZM35 19V18H34ZM69 19V18H68ZM93 19V18H92ZM148 19V18H147ZM147 19H145L144 18V20H147ZM207 19V18H206ZM206 19H203V20H206ZM209 19H211L210 17H209ZM81 20H83V19H81ZM143 20V21H144ZM150 20V19H149ZM155 21H156V18L154 19ZM154 20L152 19V20H150L151 21V23H152V25H153V22H154ZM243 20V19H242ZM42 21V20H41ZM64 21H65V19H64ZM96 21V20H95ZM118 21V20H117ZM159 21H157V23H155V24H159L158 22ZM32 22V21H31ZM73 22V21H72ZM146 22V21H145ZM145 22H143V24L141 25V27H139V25L137 24L136 25V27H138V29H140L139 30V32L142 30L143 31V29H141V28H144L146 25L149 27V30L151 29L150 28V22H147L148 24H146ZM201 22V21H200ZM206 22V21H205ZM242 22V21H241ZM240 22V23H241ZM24 23V22H23ZM43 23H44V21H43ZM54 23H56V22H54ZM86 23V22H85ZM119 23V22H118ZM118 23H116L117 25H118ZM139 23V22H138ZM202 23V22H201ZM204 23V22H203ZM202 23V24H203ZM209 23H210V21H209ZM245 23V22H244ZM30 24V23H29ZM52 24H53V22H52ZM65 24V23H64ZM88 24V23H87ZM122 24V23H121ZM121 24H120V26H121ZM46 25V24H45ZM57 25H59V24H57ZM71 24H69V26H70ZM81 25V24H80ZM94 25V24H93ZM96 25V24H95ZM125 25V24H124ZM151 25V26H152ZM25 26H28V25H25ZM53 26V25H52ZM55 26V25H54ZM62 25H60V27H61ZM64 26V25H63ZM91 26H92V24H91ZM142 26H144V27H142ZM204 26V25H203ZM7 27V26H6ZM11 27H13L12 25H11ZM15 27H13V29L15 28ZM50 27V26H49ZM57 27V26H56ZM59 27V26H58ZM78 27V26H77ZM111 27V26H110ZM135 27V28H136ZM155 27H156V25H155ZM202 27V26H201ZM205 27V26H204ZM248 27V26H247ZM262 27H263V29H262ZM8 28H10V27H8ZM15 28V29H16ZM23 28V29H22ZM43 28V27H42ZM74 28V27H73ZM95 28V27H94ZM100 28V27H99ZM133 28V27H132ZM157 28H158V25H157ZM12 29V28H11ZM12 29V30H13ZM37 29V28H36ZM35 29V30H36ZM39 29V28H38ZM51 29V28H50ZM52 29H54V27H52ZM80 29H82V28H80ZM106 29H108V28H106ZM111 29V28H110ZM144 29H146V28H144ZM196 29V30H195ZM42 30V29H41ZM49 30V29H48ZM59 30H60V28H59ZM59 30H57V31H59ZM95 30V29H94ZM105 30V29H104ZM124 30H125V28H124ZM137 30V28L134 30V32ZM154 30H156V29H154ZM158 30V29H157ZM11 31V30H10ZM13 31H15V30H13ZM61 31V30H60ZM63 31V30H62ZM88 31H89V29H88ZM116 31V30H115ZM129 31H131V30H129ZM138 31V30H137ZM198 31V30H197ZM201 30H199V32H200ZM207 31V30H206ZM17 32V31H16ZM43 32V31H42ZM50 32H51V30H50ZM77 32V31H76ZM79 32H81V30L79 31ZM91 32V31H90ZM112 32V31H111ZM110 32V33H111ZM125 32V31H124ZM144 32H146V30L144 31ZM144 32H140L139 34L140 35H142ZM148 32V31H147ZM149 32H151V31H149ZM202 33H204L203 31H201ZM248 32V31H247ZM33 33V32H32ZM38 33V32H37ZM53 33H56V34H58L57 32H55V30L53 31ZM61 34H62V32H60ZM71 33V32H70ZM83 32H81L80 34H82ZM119 33V32H118ZM154 33V32H153ZM160 33V32H159ZM158 33V34H159ZM14 34V36H15V34L16 33H13ZM103 34V33H102ZM101 34V35H102ZM131 34V33H130ZM130 34H128V35H130ZM135 34V36H138V35H136L137 34V32L136 33H134ZM211 34V33H210ZM248 34V33H247ZM30 35H32V34H30ZM58 35H60V34H58ZM57 35V36H58ZM77 35H79L78 33H77ZM100 35V34H99ZM149 35L147 36V39H148V37H149ZM192 35V36H191ZM196 35V34H195ZM212 35V34H211ZM214 35V34H213ZM3 36V35H2ZM18 36V35H17ZM39 36V35H38ZM51 36V35H50ZM80 36V35H79ZM88 36H90V35H88ZM108 36V35H107ZM143 36V35H142ZM158 36H159V38H158ZM198 36V35H197ZM204 36V35H203ZM43 37V36H42ZM54 36L52 35V37L51 38H53ZM71 37V36H70ZM76 37V36H75ZM80 37H82V36H80ZM99 37V36H98ZM97 37V38H98ZM101 37V36H100ZM115 37H117V36H115ZM114 37V38H115ZM131 37H134V36H131ZM130 37V38H131ZM141 37V36H140ZM212 37H215V36H212ZM211 37V38H212ZM3 38H5V37H3ZM11 38V37H10ZM40 38V37H39ZM112 38V37H111ZM216 38L217 37H215L214 39H212L213 41H215V43H216V47H217V49H223L222 48V45H220L221 44V42L219 43L217 40H219L218 38H217V40H216ZM6 39V38H5ZM9 39V38H8ZM47 39V38H46ZM50 39V38H49ZM54 39V38H53ZM52 39V40H53ZM61 39V38H60ZM77 39V38H76ZM78 39H79V37H78ZM78 39L76 40V42H75V44L78 42ZM100 39V38H99ZM108 39V38H107ZM120 39V38H119ZM127 39H128V36H127ZM52 40H50V41H52ZM55 40H57V39H55ZM58 40H59V38H58ZM74 40L75 39H73L72 38V43L74 42ZM83 41L84 39H81L80 38V41ZM93 40H94V38H93ZM113 40H117V39H113ZM122 40L123 41H125V39H123L122 38ZM121 40V41H122ZM131 40H133V38H131ZM194 40V39H193ZM49 41V42H50ZM54 41V40H53ZM129 40H126V42H128ZM135 41V40H134ZM46 42V41H45ZM44 42V43H45ZM56 44H57V42L56 41H54ZM84 42V43H83ZM83 42H80V43H83V44H85L86 42L85 41H83ZM89 42V41H88ZM111 42V41H110ZM131 42V41H130ZM133 42V41H132ZM210 42V41H209ZM13 43V42H12ZM48 43V42H47ZM51 44L53 43V42H50ZM54 43V47L56 46V44ZM89 43H91V40H90V42ZM103 43V42H102ZM125 43V42H124ZM159 43V42H158ZM161 43V42H160ZM214 43V44H215ZM16 44H17V42H16ZM46 44V43H45ZM51 44H49V46L51 45ZM61 44V43H60ZM69 44V43H68ZM78 44V43H77ZM83 44H82V46H81V48L83 47ZM97 44V43H96ZM162 44V43H161ZM13 46H15L14 44H12ZM11 45V46H12ZM59 45V44H58ZM66 45V44H65ZM88 45V44H87ZM103 45V44H102ZM110 45V44H109ZM111 45V46H112ZM163 45V44H162ZM232 45H233V43H232ZM231 45V46H232ZM17 46V47H18ZM52 46H53V44H52ZM63 46V45H62ZM70 46V45H69ZM85 46V45H84ZM90 46H91V44H89L88 46H86L85 47V50H88L89 51V49H90ZM156 46H159V44H157ZM177 46V47H178ZM214 46V45H213ZM230 46V47H231ZM66 47V46H65ZM64 47V48H65ZM79 47H80V45L78 46V49H79ZM215 47V46H214ZM215 47V48H216ZM226 47V46H225ZM48 48V47H47ZM53 47H51V49H52ZM56 48V47H55ZM71 48V47H70ZM84 48V47H83ZM82 48V49H83ZM86 48H88V49H86ZM95 48H97V47H95ZM193 48H194V46H193ZM232 48V49H231ZM230 48V51L231 50H233V46ZM50 49V50H51ZM60 49V48H59ZM67 50L69 49V48H66ZM228 49V48H227ZM49 50V49H48ZM56 50H58V48L56 49ZM65 50V49H64ZM84 50V51H85ZM92 50H94V49H92ZM92 50H91V52H92ZM97 50V49H96ZM209 50V49H208ZM229 50V49H228ZM53 51V50H52ZM66 51V50H65ZM73 51V50H72ZM75 51H77V50H75ZM79 51V50H78ZM87 51V52H88ZM95 51V50H94ZM178 51V50H177ZM182 51V50H181ZM11 52H12V50H11ZM63 52V50L61 51V53ZM100 52V51H99ZM104 51H102V52H100V55L103 53ZM212 52H213V50H212ZM212 52H210L211 54H212ZM215 52H216V50H215ZM231 52H233V51H231ZM230 52V53H231ZM64 53V52H63ZM75 53H77V52H75ZM79 53V52H78ZM80 53H81V51H80ZM86 53V52H85ZM183 53V52H182ZM217 53V52H216ZM216 53H214L215 55H216ZM239 53V52H238ZM10 54V53H9ZM72 54H73V52H72ZM104 54V55H105ZM167 54V55H166ZM173 54V53H172ZM236 54H237V52H236ZM240 54V53H239ZM64 55V54H63ZM62 54L60 55H58L57 57L59 58V57H62L63 56ZM67 55V54H66ZM74 55V54H73ZM85 55H87V54H85ZM92 55V54H91ZM170 55V54H169ZM179 55V53L178 54H176V56H178ZM180 55H181V53H180ZM220 55V54H219ZM242 54H240L239 56H241ZM65 56V55H64ZM63 56V57H64ZM166 56V58H164ZM210 56V55H209ZM214 56V55H213ZM236 56V55H235ZM86 57V56H85ZM101 57H103V56H101ZM170 56H168V58H169ZM242 57V56H241ZM55 58V57H54ZM72 58V57H71ZM73 58H74V56H73ZM88 58H89V56H88ZM106 58H108V59H106ZM173 58V57H172ZM182 58V57H181ZM236 59H237V57H235ZM240 58V57H239ZM2 59H3V57H2ZM9 59H10V57H9ZM64 59V58H63ZM65 59H66V57H65ZM76 59V58H75ZM100 59V58H99ZM184 59V58H183ZM182 59V60H183ZM15 60H14V62H15ZM55 63H57L56 62V60H58L57 58L54 60V59H52ZM68 60V59H67ZM74 60V59H73ZM79 60H81V59H79ZM94 60V59H93ZM170 60H171V58H170ZM175 60V59H174ZM177 60V59H176ZM175 60V61H176ZM181 60V61H182ZM64 61V60H63ZM63 61L61 62L60 60H58V64H59V62H61V63H63ZM87 61V62H86ZM92 61V60H91ZM169 61V62H168ZM194 61V62H195ZM40 62V63H39ZM52 62V61H51ZM78 62V61H77ZM95 62H99V61H95ZM184 62V61H183ZM237 62H239V61H237ZM50 63V62H49ZM61 63H60V65H61ZM152 63H154V64H156V62L153 60L152 61ZM182 63V62H181ZM220 63V62H219ZM236 63V62H235ZM52 64V63H51ZM58 64H56L57 65V67L58 68H60L59 67V65ZM67 64V63H66ZM91 64V63H90ZM151 64V63H150ZM150 64H148V65H150ZM184 64V63H183ZM196 64V63H195ZM194 64V65H195ZM4 65V64H3ZM14 65H16V63H14ZM53 65V64H52ZM63 65H65V64H63ZM152 65V64H151ZM175 65V64H174ZM173 65V66H174ZM2 66V65H1ZM4 66H6L7 67V64L6 65H4ZM47 66H49V64L47 65ZM47 66H45L44 68H46ZM65 66H67V65H65ZM89 66V67H88ZM236 66V65H235ZM244 66V65H243ZM12 67V66H11ZM61 67H63V66H61ZM95 67V66H94ZM172 67V66H171ZM181 66L179 65V68H180ZM215 67V66H214ZM213 67V68H214ZM241 67V66H240ZM26 68V69H25ZM52 67H50V69H51ZM57 68V69H58ZM147 68H150V67H147ZM172 68H174V67H172ZM175 68H176V66H175ZM195 68H196V66H195ZM216 68H218V67H216ZM221 68V67H220ZM224 68V67H223ZM47 69V68H46ZM55 69H56V67H55ZM64 69V68H63ZM62 69V70H63ZM69 69V68H68ZM75 69V68H74ZM156 69V68H155ZM183 70H184V67L182 68ZM186 69V68H185ZM222 69V68H221ZM233 69V68H232ZM257 69V70H256ZM0 70H1V68H0ZM49 70V69H48ZM60 70V69H59ZM76 70V69H75ZM80 70V71H81ZM91 70V69H90ZM145 70H146V68H145ZM145 70H144V72H145ZM177 70V69H176ZM180 70H181V68H180ZM179 70V71H180ZM213 70V69H212ZM217 70V69H216ZM2 71V70H1ZM4 71H5V69H4ZM71 71V70H70ZM81 71V72H82ZM158 71V72H159ZM169 71V70H168ZM186 71V70H185ZM230 71V70H229ZM17 72H19V71H17ZM21 72V71H20ZM24 72V73H23ZM52 72V71H51ZM54 72H56V73H58L59 71H54ZM60 72H61V70H60ZM67 72H69V71H67ZM72 72H74V71H71V72H69V74L72 76L73 74H77V72H78V70H76V73L74 72V73H72ZM80 72V73H81ZM167 72V71H166ZM173 72V71H172ZM232 72V71H231ZM6 73V72H5ZM32 73V72H31ZM41 73V72H40ZM165 73V72H164ZM174 73H177L176 71L174 72ZM179 73V72H178ZM182 73V72H181ZM184 73V72H183ZM36 74V75H35ZM50 74V73H49ZM60 74V73H59ZM58 74V75H59ZM67 74V73H66ZM156 74H157V72H156ZM165 74H167V73H165ZM164 74V75H165ZM170 74V73H169ZM199 74V73H198ZM62 75H63V73H62ZM68 75V74H67ZM164 75H162V79H163V76ZM179 75H180V73H179ZM184 75V74H183ZM203 75H205V72H204V74ZM2 76V75H1ZM21 76V77H20ZM55 76V75H54ZM76 76V75H75ZM79 76V77H80ZM93 76V77H92ZM156 76V75H155ZM206 76V75H205ZM207 76H209L210 77V75L207 73ZM206 76V77H207ZM8 77V76H7ZM14 77V76H13ZM35 77H34V79H35ZM68 78H69V76H67ZM78 77V80L79 79H82V78H79ZM142 77V76H141ZM144 77V76H143ZM158 77V76H157ZM159 77V78H160ZM168 77H170V76H168ZM174 77V76H173ZM177 78L179 77L178 76V74H177V76H176ZM181 77V76H180ZM199 77L201 78V75H199ZM202 77H204V76H202ZM205 77V78H206ZM25 78H27V77H25ZM56 78V77H55ZM59 77H57V79H58ZM64 78H66V77H64ZM63 77H60V80H58V82H56L55 84H56V86L60 89L61 88V90H62V87L61 86H64V85H68V86H70L69 84H64V82H65V79H64ZM72 78V77H71ZM86 78V79H87ZM4 79V78H3ZM8 79V78H7ZM14 79V78H13ZM28 79V78H27ZM76 79V78H75ZM85 79V80H86ZM144 79V78H143ZM165 79V80H164ZM163 79V81H167L168 80V82L170 83L171 82V80H169V79H166V76H165V78ZM197 79V78H196ZM195 79V80H196ZM207 79H209V78H207ZM239 79V78H238ZM23 80V79H22ZM36 80V79H35ZM71 80V79H70ZM71 80V81H72ZM151 80H153V79H151ZM160 80V79H159ZM192 80L190 81V82H192ZM194 80V81H195ZM203 80V79H202ZM241 80H243V79H241ZM9 81H11V79L10 80H8V82ZM16 81V80H15ZM15 81H13V82H15ZM20 81H21V79H20ZM27 80L25 79V82H26ZM84 81V80H83ZM136 81V80H135ZM141 81V80H140ZM162 81V80H161ZM6 82H7V80H6ZM12 82V81H11ZM131 82H133V80L131 81ZM172 82H174V81H172ZM190 82H188V84L190 83ZM238 82V81H237ZM10 83V82H9ZM19 83V82H18ZM21 83V82H20ZM22 83H23V81H22ZM66 83V82H65ZM130 84V81H129V79H128V82H127V84ZM141 83V82H140ZM175 83V82H174ZM173 83V84H174ZM195 83V82H194ZM199 83V82H198ZM198 83H196V84H198ZM242 83V82H241ZM7 84V83H6ZM27 84V83H26ZM71 84V83H70ZM132 84V83H131ZM164 84V83H163ZM162 83H159V85H163ZM173 84H171V85H173ZM196 84H194V86L196 85ZM20 85H22V84H20ZM83 85V86H82ZM141 85H142V83H141ZM165 85H167V83L165 84ZM165 85H163V88H164V86ZM199 85V84H198ZM9 86V85H8ZM19 86V85H18ZM55 86V85H54ZM65 86V87H66ZM72 86H76V85H74V84H72ZM168 86V85H167ZM166 86V87H167ZM178 86V87H179ZM190 86V85H189ZM188 86V87H189ZM6 87V86H5ZM4 87V88H5ZM27 88H28V86H26ZM127 87V86H126ZM134 87V86H133ZM132 87V88H133ZM161 87V86H160ZM169 87V86H168ZM171 87V86H170ZM187 87V88H188ZM197 87V86H196ZM199 87H200V85H199ZM7 88V87H6ZM21 88V87H20ZM26 88V89H27ZM74 88V87H73ZM76 88V87H75ZM74 88V89H75ZM76 88V89H77ZM172 88H173V86H172ZM176 87L174 86V88L173 89H175ZM10 89V88H9ZM66 88H64L62 91H64ZM138 89H139V85H138ZM137 89V90H138ZM165 89H167V88H165ZM169 89V88H168ZM173 89H171V91L173 90ZM184 89V88H183ZM183 89H181V90H183ZM192 89V88H191ZM190 89V90H191ZM196 89H198V88H196ZM232 89V88H231ZM13 90V89H12ZM78 90V89H77ZM185 90V89H184ZM195 90V89H194ZM7 91H9V90H7ZM11 91V90H10ZM15 91V90H14ZM67 92H68V90H66ZM70 91V90H69ZM122 91V92H123ZM146 91V90H145ZM165 91H167V90H165ZM164 90H163V92H165ZM170 91V92H171ZM178 91V90H177ZM180 91V90H179ZM2 92V90L0 91V93ZM6 92V91H5ZM72 92V91H71ZM76 92H78V91H75V94H77ZM138 92V91H137ZM184 92V91H183ZM189 94H190V92L189 91H187ZM242 93L243 92V94H242V96H239V93ZM249 92H251V103L249 104ZM11 93V92H10ZM61 93V92H60ZM60 93H59V96H60ZM73 93H74V91H73ZM72 93V94H73ZM150 93H151V91H150ZM179 93V92H178ZM177 93V94H178ZM180 93H181V91H180ZM180 93H179V95H180ZM185 93V92H184ZM232 93V92H231ZM40 94L42 95V96H44V99H46L45 101H46V104H47V110H44L45 109V107L43 108V106H44V104L43 105H41L42 103H40ZM132 94V93H131ZM167 94V93H166ZM165 94V95H166ZM172 94V93H171ZM171 94H168L166 97L167 98H171L172 97V95ZM173 94H175V92L173 93ZM185 94H187V93H185ZM189 94H187V95H189ZM24 95V94H23ZM67 95V94H66ZM169 95H171V96H169ZM179 95H178V97H179ZM230 95V94H229ZM4 96V95H3ZM8 96V95H7ZM41 96V97H42ZM69 96H71V95H69ZM74 96V95H73ZM140 96V95H139ZM157 96V95H156ZM182 96V94L180 95V97ZM9 97H10V95H9ZM62 97V96H61ZM68 97V96H67ZM116 97V96H115ZM130 97V96H129ZM141 97V96H140ZM154 97V96H153ZM162 97V96H161ZM173 97H175V96H173ZM183 97V96H182ZM184 97H186V95H184ZM264 97V96H263ZM1 98V97H0ZM43 98V97H42ZM63 98H64V96H63ZM142 98V97H141ZM163 98H164V94H163ZM166 98V99H167ZM169 98V100H174V99H170ZM187 98V97H186ZM5 99V98H4ZM3 99V100H4ZM9 99V98H8ZM24 99V98H23ZM70 99H71V97H70ZM135 99L137 100V98L136 97H134V102H136L135 101ZM139 99V98H138ZM156 99V98H155ZM175 99H180V98H177V97H175ZM241 99H243V101L241 100ZM2 100V99H1ZM129 100V99H128ZM132 100H133V98H132ZM131 100V101H132ZM162 100V98L159 100V101H161ZM168 100V99H167ZM167 100H163V101H165V102H163L164 103V105L165 104H167V103H169ZM206 100V99H205ZM19 101V100H18ZM27 101V100H26ZM45 101H43L42 100V102H45ZM71 101V100H70ZM119 101H122L121 103H123V102H126L127 100H126V98H125V96L124 97H122L121 99L119 98ZM131 101H129V102H131ZM139 101V100H138ZM138 101L136 102L137 104H138ZM178 100H176V102L175 103H177V104H175V103H173V104H175V105H177L178 106V102H177ZM258 101V100H257ZM133 102V101H132ZM132 102H131V104H129L128 105V107H126V110L123 108L122 109V107L125 105H123V106H121V108H120V111L119 112H121L122 114L120 115L121 116V118L120 119H122L123 121H129V120H136V121H139V117L137 116V111H135V110H137V109H135V106H136V103H134L135 104V106H134V109H132ZM162 102V101H161ZM173 102V101H172ZM192 102H194V101H192ZM198 102V101H197ZM27 103V102H26ZM171 103V102H170ZM169 103V104H170ZM3 104V103H2ZM4 105V104H3ZM7 105V104H6ZM11 105V104H10ZM22 105V104H21ZM121 105V104H120ZM193 105H195V103L193 104ZM209 105V104H208ZM115 106V105H114ZM126 106V105H125ZM173 105H171L170 107H172ZM177 106H176V108H175V111H177ZM180 106V105H179ZM183 106V105H182ZM182 106H181V109L183 110V108H182ZM218 105L217 104H215V105H211V103H210V105L208 106V108L211 110V109H213V108H216ZM9 107V106H8ZM17 107V106H16ZM19 107V106H18ZM32 107V106H31ZM175 107V106H174ZM196 107V105L194 106V108ZM260 108H261V105L259 106ZM112 108V107H111ZM166 108V107H165ZM191 108H192V106H191ZM191 108H189V109H191ZM193 108V110H195ZM76 109L77 110H79V109H82L83 110V112L81 113H79V112H77L76 111ZM140 109V108H139ZM164 109V108H163ZM171 109V108H170ZM173 109V108H172ZM178 109H179V107H178ZM185 109H186V107H185ZM262 109H264L263 107H262ZM19 110V109H18ZM145 110V109H144ZM165 110V109H164ZM168 110V109H167ZM182 110H180L181 112H182ZM197 110V109H196ZM195 110V111H196ZM79 111H81V110H79ZM159 111V110H158ZM161 111V110H160ZM169 111V110H168ZM179 111V110H178ZM179 111V112H180ZM184 111V110H183ZM189 111V110H188ZM187 110H186V113L188 112ZM9 111H7V113H8ZM22 112H25V111H22ZM46 112L48 113H50V115L48 114V116H49V119L51 118L52 119V121H50V122H53V125H54V129L55 130H49V127H48V120H47V118L48 117H46L45 115H46ZM151 112V111H150ZM3 113V112H2ZM53 113H55L56 115H54ZM76 113H79V115L81 114V117H79V118H81V120L80 121H77V122H75V123H72L73 121L71 120V119H74V115H77L78 116V114H76ZM113 113H115V112H113ZM141 113V112H140ZM176 113V112H175ZM185 113V114H186ZM189 114L188 115H186V118L188 119V118H191L190 116H192V114L190 115V112H188ZM167 114H168V112H167ZM167 114H166V116H167ZM172 114V113H171ZM170 114V115H171ZM176 114H179V113H176ZM5 115V114H4ZM14 115V114H13ZM28 115H30L29 113H28ZM114 115V114H113ZM141 115V114H140ZM174 115V114H173ZM198 115V114H197ZM55 117V119H54V117ZM111 116V117H110ZM153 116V115H152ZM180 117H181V115H179ZM178 116V117H179ZM183 116V115H182ZM201 116V115H200ZM199 116V117H200ZM8 117H10V116H8ZM15 117V116H14ZM73 117V118H72ZM117 117V116H116ZM179 117V118H180ZM184 117H185V115H184ZM203 117V116H202ZM30 118H31V116H30ZM78 118V119H79ZM118 118V117H117ZM116 118V119H117ZM177 118V117H176ZM183 118V117H182ZM226 118H228V117H226ZM20 119V118H19ZM18 119V120H19ZM24 119V118H23ZM119 119V118H118ZM169 119H171V118H169ZM183 119H185V118H183ZM205 119V118H204ZM77 120V119H76ZM114 120V119H113ZM174 120V119H173ZM180 120H181V118H180ZM179 120V121H180ZM190 120V119H189ZM32 121V120H31ZM70 121H72V122H70ZM166 121V120H165ZM176 121H178V120H176ZM183 121V120H182ZM184 121H186V120H184ZM205 121V120H204ZM247 121V127H245V122ZM1 122H2V120H1ZM19 122H21V120L19 121ZM23 122V121H22ZM25 122V121H24ZM29 122H30V120H29ZM35 122V123H36ZM49 122V123H50ZM153 122V121H152ZM163 122V121H162ZM169 122V121H168ZM4 123V122H3ZM26 123V122H25ZM115 123H117V122H115ZM124 123V122H123ZM135 123V122H134ZM209 123V122H208ZM228 123V122H227ZM28 124V123H27ZM125 124V123H124ZM124 124H121L122 126H121V128L122 127H124L123 125ZM168 124V123H167ZM173 124V123H172ZM178 124H179V122H178ZM180 124H182V122L180 123ZM226 124V123H225ZM225 124H223V125H225ZM6 125H7V123H6ZM34 125V124H33ZM32 125V126H33ZM46 125V126H45ZM51 125V124H50ZM119 125V124H118ZM227 125V124H226ZM24 127H26V125H23ZM32 126H31V128H32ZM171 126V125H170ZM174 126V125H173ZM172 126V127H173ZM29 127V126H28ZM38 127V126H37ZM52 127V126H51ZM81 127V128H80ZM164 127V126H163ZM167 127H169V126H167ZM174 127H176V126H174ZM30 128V127H29ZM30 128V129H31ZM53 128V127H52ZM128 129H129V127H127ZM225 127H223V129H224ZM227 128V127H226ZM225 128V129H226ZM37 129V128H36ZM39 129V128H38ZM39 129V130H40ZM131 129V128H130ZM171 129V128H170ZM176 129V128H175ZM27 130V129H26ZM33 131H34V129H32ZM109 130V131H108ZM117 130V131H116ZM121 130L122 129H120L119 130V134H123V133H120L121 132ZM135 130V131H134ZM137 129H133V133H135V135H136V133H137V131H136ZM169 130V129H168ZM183 130H184V128H183ZM14 131V130H13ZM32 131V132H33ZM106 131V132H105ZM126 131V127H124L123 128V132H124V137L123 138H125V136H127L128 134L125 132ZM130 131V130H129ZM139 131V130H138ZM186 131V130H185ZM223 131V130H222ZM7 132V131H6ZM22 132V131H21ZM38 132V131H37ZM68 132V131H67ZM128 132V131H127ZM177 132V131H176ZM220 132V131H219ZM8 133H10V132H8ZM131 133V132H130ZM2 134V133H1ZM38 134H40V132L39 133H37V135ZM71 134H73V135H71ZM70 135L72 136V138H73V136L75 135L74 133H71ZM84 135L83 136H85V138L84 139H80L81 140V142H82V140L83 141H87V140H85L86 139V134L85 133H83ZM101 134H103V133H101ZM105 134V135H106ZM119 134H116V137L115 138H118L117 137V135H119ZM125 134H127V135H125ZM149 134V133H148ZM182 134V133H181ZM48 135V134H47ZM77 135V134H76ZM121 135L119 136V137H121ZM1 136V135H0ZM13 136V135H12ZM32 136V135H31ZM63 136V135H62ZM99 136H101V135H99ZM103 136V135H102ZM139 136V135H138ZM33 137V136H32ZM32 137L30 138V140L32 139ZM56 137V136H55ZM104 137H106V136H104ZM104 137H102V139H104ZM110 137H112V136H109L108 138H110ZM205 137V136H204ZM2 138V137H1ZM44 137H42V139H43ZM48 138V137H47ZM72 138L71 139H69V140H72ZM80 138H83V137H80ZM108 138H106V139H108ZM122 138V139H123ZM127 138H129L128 136L125 138L126 140H127ZM138 138V137H137ZM40 139H41V137H40ZM50 139V138H49ZM75 139V138H74ZM105 139V140H106ZM144 139V138H143ZM29 140V141H30ZM47 140V139H46ZM110 140V139H109ZM120 141H121V139H119ZM126 140H124V141H126ZM131 140V139H130ZM130 140H128V141H130ZM133 140V139H132ZM135 141L137 140V139H134ZM133 140V141H134ZM138 140H139V138H138ZM200 140V139H199ZM1 141H2V139H1ZM22 141V140H21ZM33 141V140H32ZM51 141V140H50ZM98 141V146H97V144L96 145H94V146H92V144H91V146L93 147V149H94V151L95 152H97V153H101L100 155H102V157L104 156L105 157V163L104 164H106V165H109V166H111L112 165V161H113V159L114 160H116L115 159V154H114V152L112 151V147L111 146H114V143H115V141H114V143H110V142H108V143H105L106 141H102L101 142V140H97ZM100 141V142H99ZM127 141V143H131L132 145H134L133 143H132V141L131 142H128ZM146 141V140H145ZM198 141V140H197ZM219 141V140H218ZM28 142V141H27ZM48 142V141H47ZM75 142H77V141H75ZM75 142L73 143L75 146H76V144L78 143V142H80V141H78L76 144H75ZM89 142V141H88ZM88 142H84V143H88ZM113 142V141H112ZM148 142V141H147ZM7 143L9 144V142L7 141ZM24 143V142H23ZM26 143V142H25ZM31 143V142H30ZM111 145H110V144ZM138 143H139V141H138ZM219 143V142H218ZM29 144V143H28ZM38 144V143H37ZM56 146H55V145ZM83 143H81V145H82ZM117 144L119 145V143L117 142ZM130 144V145H131ZM72 145V144H71ZM74 145H72L73 147H75ZM121 146L123 145L122 143L120 144ZM199 145V144H198ZM221 145H219V146H221ZM1 146V145H0ZM7 146V145H6ZM6 146H4V151L6 150L5 149V147ZM17 146V145H16ZM28 146V145H27ZM30 146V145H29ZM35 146V145H34ZM34 146H33V148H34ZM59 147V151H58V149L56 148V147ZM80 146V145H79ZM79 146H76V147H79ZM84 146H85V148L83 147V149H86L85 151L87 152V151H89V150H87V147H86V145L84 144ZM125 146H128V145H126L125 144ZM31 148H32V145L30 146ZM39 147V146H38ZM81 147V146H80ZM115 147H117L116 145H115ZM121 148H123V147H121ZM124 148H127V147H124ZM83 149L81 148V150L83 151ZM115 149V148H114ZM116 149H118V148H116ZM75 150H77V149H75ZM78 150H80V148H78ZM81 150H80V152H81ZM123 150V149H122ZM8 151V150H7ZM31 151V150H30ZM46 151V152H47ZM85 151H84V153L83 154H85ZM90 151H91V148H90ZM132 151V152H131ZM133 151H135V150H130V148L129 149H127L126 150V153L128 154V156L129 155H131V153H133ZM6 152V151H5ZM13 152V151H12ZM24 152H25V150H24ZM27 152V151H26ZM95 152H92L90 155H92L93 153L95 154ZM118 152V151H117ZM137 152V151H136ZM135 152V153H136ZM1 153V155H4V154H2V152H0ZM8 153V152H7ZM39 154H41L40 152H38ZM60 153V154H59ZM81 154L80 156H79V154ZM88 153V152H87ZM86 153V154H87ZM125 153V152H124ZM6 154V153H5ZM25 154V153H24ZM45 154V153H44ZM121 154V153H120ZM70 155V156H69ZM96 155V154H95ZM117 155V154H116ZM119 155V154H118ZM134 155H136V154H134ZM225 155V154H224ZM27 156V155H26ZM97 156V155H96ZM132 156V155H131ZM130 156V158H132ZM33 157V156H32ZM69 157H72L73 159H77L78 160V163L80 162V166L78 165L77 166V164L78 163H76V166L77 167H75L76 169H74L73 167H72V164L74 165L75 163H72L73 161V159L71 160V158H69ZM76 157V156H75ZM101 157V156H100ZM99 157V158H100ZM124 157V156H123ZM209 157H211V155L209 156ZM225 157V156H224ZM227 157V156H226ZM250 157V156H249ZM35 158V157H34ZM79 158V159H80ZM117 158V157H116ZM130 158H129V162H130ZM140 158V157H139ZM142 158V157H141ZM141 158H140V160H141ZM154 158V157H153ZM248 158V157H247ZM27 159V158H26ZM37 159H39V158H37ZM70 159V160H69ZM83 159L85 160V161H83ZM101 159V158H100ZM104 159V158H103ZM128 159V158H127ZM207 159V158H206ZM21 160V159H20ZM25 160V159H24ZM44 160V159H43ZM123 160V159H122ZM34 161V160H33ZM45 161H46V159H45ZM76 161V160H75ZM104 161V160H103ZM127 161V160H126ZM256 161V160H255ZM14 162V161H13ZM93 162V161H92ZM101 162V161H100ZM120 162V161H119ZM140 162H142V161H140ZM249 162V161H248ZM247 162V163H248ZM7 163V162H6ZM21 163H26V160H25V162H21ZM46 163V162H45ZM46 163V164H47ZM72 163V164H71ZM81 163H82V166H84V168H86L85 170L83 169V167L82 168H80V169H78V167H81ZM117 163V162H116ZM135 163V162H134ZM256 163V162H255ZM27 164H28V162H27ZM121 164H122V162H121ZM125 165H126V163H124ZM132 164V163H131ZM15 165V164H14ZM24 165V164H23ZM29 165V164H28ZM38 165V167H39V164H37ZM36 165V166H37ZM41 165H43V163H40V166ZM47 165V166H48ZM92 165V164H91ZM91 165H87V166H89V167H91V170L95 167H93V166H91ZM95 165H96V163H95ZM123 165V164H122ZM129 165H130V163H129ZM16 166H19V163H18V165L16 164ZM25 166H26V164H25ZM35 166V165H34ZM104 166V165H103ZM116 166V165H115ZM134 166V165H133ZM136 166H138V165H136ZM145 166H147V165H145ZM3 167V166H2ZM27 167V166H26ZM44 165H43V169H44ZM100 167V166H99ZM25 167H23V169H24ZM30 168V167H29ZM36 168V167H35ZM47 169H48V167H46ZM104 168H105V166H104ZM253 168H255V167H253ZM12 169H13V167H12ZM15 169V168H14ZM20 169V168H19ZM18 169V170H19ZM22 169V170H23ZM28 169V168H27ZM31 169V168H30ZM33 169V168H32ZM37 169V168H36ZM40 169L41 168H39V170H38V172H42V170L40 171ZM47 169L45 170V172L47 171ZM73 169V170H72ZM117 169H120V168H117ZM122 169V168H121ZM134 169V168H133ZM132 169V170H133ZM140 169L142 170V168H141V166H138L137 167V171H135V172H141L140 171ZM145 169V168H144ZM252 169V168H251ZM258 169V168H257ZM26 170V169H25ZM94 170V169H93ZM27 171V170H26ZM68 171V172H67ZM75 171V172H76ZM90 171V170H89ZM96 172H97V170H95ZM106 171V170H105ZM112 171V170H111ZM110 171V172H111ZM146 171V170H145ZM152 171V170H151ZM260 171V170H259ZM258 171V172H259ZM5 172V171H4ZM8 172H9V169H8ZM82 172V173H83ZM91 172V171H90ZM89 172V173H90ZM106 172H108V171H106ZM132 172V171H131ZM144 172V171H143ZM237 172H239L240 173V175H241V183H240V188H239V194L237 193V186H236V174H237ZM0 173H2V172H0ZM21 173V172H20ZM27 173V172H26ZM31 173H32V171H31ZM77 173V172H76ZM78 173H81V171H79ZM81 173V174H82ZM97 173H99V172H97ZM121 173V172H120ZM128 173V172H127ZM130 173V172H129ZM250 173V174H249ZM9 174V176L12 174V172L11 173H8ZM14 174H18V173H13V175ZM21 174H24V173H21ZM41 175H42V173H40ZM44 174H46V173H44ZM68 174H69V176L71 177H69L68 176ZM80 174V175H81ZM87 173L85 172V174L83 175L85 178L86 177H88V174L86 175ZM106 174V173H105ZM131 174V173H130ZM255 174H256V172H255ZM51 175L52 174H50V176H49V178L51 177ZM79 175V176H80ZM94 175V174H93ZM122 175V174H121ZM132 175V174H131ZM130 175V176H131ZM254 175V174H253ZM23 176V175H22ZM29 176V175H28ZM53 176V175H52ZM74 176V177H73ZM115 176V175H114ZM117 176H118V174H117ZM134 176V175H133ZM2 177V176H1ZM19 177V176H18ZM18 177H16V175H15V177H13V178H16L17 179V181H18ZM21 177V176H20ZM44 177H46V176H43V180H44ZM47 177H48V175H47ZM46 177V178H47ZM76 177H77V174H76ZM81 177H82V175H81ZM90 177V176H89ZM88 177V178H89ZM97 177V176H96ZM99 177V176H98ZM128 177V176H127ZM146 177H148V178H146ZM153 177V176H152ZM227 177V178H226ZM12 178V179H13ZM24 178H25V176H24ZM29 178V177H28ZM73 178V179H72ZM87 178V179H88ZM93 178H95V176H93ZM119 178V177H118ZM134 178V177H133ZM155 178V177H154ZM255 178H256V176H255ZM15 179V180H16ZM25 179H27V178H25ZM31 179V178H30ZM48 179V178H47ZM46 179V180H47ZM50 179H52V177L50 178ZM70 179H72V181L70 180ZM92 179V178H91ZM100 179V178H99ZM103 179V178H102ZM117 179V178H116ZM120 179H122V181H127V179H126V176H125V174H123V176L120 178ZM152 179V178H151ZM250 179V178H249ZM262 179V178H261ZM20 180V179H19ZM33 180H34V178H33ZM49 180V179H48ZM52 180H54V178L52 179ZM52 180H50V182L52 181ZM76 180V181H75ZM82 180V182H80L81 184L83 183V179H81ZM150 180V179H149ZM220 180V179H219ZM251 180V179H250ZM254 180V179H253ZM252 180V181H253ZM264 179H262V181H263ZM35 181V180H34ZM40 181V180H39ZM42 181V180H41ZM108 181H109V179H108ZM15 182V181H14ZM13 181L11 182V183H13V184H15ZM19 182V181H18ZM26 182V181H25ZM47 182L48 181H46L45 183H46V186H47ZM97 182H99V180L98 181H96V183H95V185H101V186H99L98 188L99 189H103V187H102V183H97ZM101 182H102V180H101ZM104 182H106V181H104ZM150 182V181H149ZM152 182V181H151ZM264 182V181H263ZM9 183H10V181H9ZM10 183V184H11ZM22 184H24L23 183V181L21 182ZM53 183H54V181H53ZM77 183V184H76ZM106 183H109V182H106ZM110 183H111V181H110ZM115 183V182H114ZM119 183V182H118ZM117 183V184H118ZM125 183V182H124ZM130 183V182H129ZM250 182H248V184H249ZM10 184H8V185H10ZM17 184V183H16ZM29 184V183H28ZM27 184V185H28ZM30 184H31V182H30ZM36 184V183H35ZM44 184V182H42V184L41 185H43ZM49 184H52V182L51 183H49ZM84 184V183H83ZM252 184H253V182H252ZM258 184V183H257ZM7 184H6V193L5 194H8L9 192V190H8V186ZM19 185H21V184H19ZM37 185V184H36ZM41 185H40V187H41ZM45 185V184H44ZM53 185V184H52ZM85 185V184H84ZM104 185H105V183H104ZM108 185V184H107ZM112 185V184H111ZM2 186V185H1ZM5 186V185H4ZM29 186V185H28ZM31 186H33V185H31ZM80 186V187H79ZM90 186H91V188H93V189H91L90 188ZM127 186V185H126ZM250 186H251V184H250ZM20 187V186H19ZM18 187V188H19ZM33 187H35V186H33ZM49 187V185L47 186V188ZM51 187V186H50ZM55 187V186H54ZM54 187H53V189H51V190H53V192H51V191H48L49 193L48 194H50V192L52 193V196L50 195V197H53V193H54ZM101 187V188H100ZM127 187V188H128ZM9 188H10V186H9ZM13 187H11L10 188V190L12 189ZM37 188H38V185H37ZM43 188V187H42ZM80 188V189H79ZM125 187H123L122 189H124ZM127 188H126V190H127ZM220 188V189H219ZM246 188V187H245ZM248 188H250V187H248V185H247V189ZM0 189H1V187H0ZM4 189H5V187H4ZM20 189V191H22L21 190V188H19ZM26 189V188H25ZM34 189V188H33ZM44 189H46V188H44ZM49 189V188H48ZM58 188H56V191L55 192H57L58 190H57ZM116 189V188H115ZM117 189H119V188H117ZM116 189V190H117ZM146 189V188H145ZM150 189V188H149ZM1 190H3V188L1 189ZM27 190V189H26ZM30 190H32V187H31V189ZM126 190L125 191H123V190H121V191H123V194L126 192ZM23 191H25V190H23ZM38 190H36V192H37ZM42 191V190H41ZM44 192H42V193H44V194H42V196L43 197H45V195H46V193H45V190H43ZM94 191H96V190H94ZM99 191V190H98ZM102 191V190H101ZM100 191V192H101ZM113 191V190H112ZM216 191V190H215ZM247 191H249V190H247ZM258 192H260L259 191V189L257 190ZM2 193H3V191H1ZM0 192V193H1ZM33 192H35V190L33 191ZM59 192H60V190H59ZM82 192V193H81ZM93 192V191H92ZM114 192V191H113ZM126 192V193H127ZM151 192V191H150ZM154 192V191H153ZM213 192V191H212ZM244 192H245V194H244ZM1 193V194H2ZM23 193V192H22ZM27 193V192H26ZM28 193H29V191H28ZM38 193V192H37ZM61 193V192H60ZM117 193H118V190H117ZM144 193V192H143ZM257 193V192H256ZM256 193H254V194H256ZM4 194V193H3ZM31 195L33 194L32 192L30 193ZM38 194H40V192L38 193ZM55 194V193H54ZM57 194V193H56ZM55 194V195H56ZM101 194V193H100ZM114 194H116L115 192H114ZM122 194V193H121ZM120 194V195H121ZM248 194V195H247ZM12 195V194H11ZM22 195V194H21ZM29 196V197H31V198H29V199H32V197L33 198H35V196ZM36 195V194H35ZM59 195V194H58ZM117 195V194H116ZM116 195H115V197H116ZM260 195H261V193H260ZM2 196H5V195H2ZM1 196V197H2ZM16 196V195H15ZM15 196H13V197H15ZM24 196H26V194L24 195ZM27 196V197H28ZM106 196V195H105ZM118 196V195H117ZM252 196V197H251ZM12 197V196H11ZM22 197V196H21ZM27 197H25L26 199H28ZM39 197V196H38ZM41 197V196H40ZM62 197V196H61ZM100 197V196H99ZM108 197H109V195H108ZM249 197H251V199H249ZM261 197V196H260ZM264 197V196H263ZM262 197V198H263ZM4 198V197H3ZM7 199L9 198V197H6ZM47 198H49L48 197V195H47ZM46 198V200H48ZM105 198V197H104ZM39 199H41V198H39ZM42 199H44V198H42ZM53 200L54 199V197H53V199L52 198H49V200ZM59 199H61V198H59ZM151 199H153L152 197H151ZM149 200L151 203H153L152 202V200ZM261 199V198H260ZM19 200V199H18ZM45 200V199H44ZM49 200H48V202H49ZM64 200V201H63ZM84 200H85V202H84ZM97 200V199H96ZM116 200V201H115ZM258 200V199H257ZM4 201V200H3ZM10 202L12 201V200H9ZM28 201V200H27ZM26 201V202H27ZM30 201V200H29ZM38 201V200H37ZM43 201V200H42ZM42 201H40V203H42ZM58 201V200H57ZM94 201V200H93ZM168 201V200H167ZM9 202V203H10ZM26 202L25 203H23V204H26ZM35 202V201H34ZM34 202H32L31 201V203H34ZM47 202V201H46ZM45 202V203H46ZM51 202H53V201H51ZM54 202H56V201H54ZM134 202H132V203H134ZM149 202V203H150ZM12 203V202H11ZM22 203V202H21ZM59 203H60V201H59ZM85 203H86V205L88 204V207H89V205L91 206V207H89L90 209L92 208H94L93 209V213L90 211L89 212V210L87 209V208H85ZM96 203V202H95ZM94 203V204H95ZM101 203V202H100ZM104 203V202H103ZM147 203H148V201H147ZM15 204H16V202H15ZM55 204H57V203H55ZM61 204V205H62ZM102 204V203H101ZM144 204V203H143ZM171 204V203H170ZM41 205V204H40ZM44 205V204H43ZM42 205V206H43ZM52 205H54V204H52ZM154 205V204H153ZM178 205V204H177ZM32 206V205H31ZM30 206V207H31ZM41 206V207H42ZM101 206V207H100ZM133 206V205H132ZM148 206V205H147ZM34 207V206H33ZM52 207V206H51ZM55 207V206H54ZM56 207L57 208H62V206H57L56 205ZM64 207V206H63ZM205 207V206H204ZM240 207H243L242 209L240 208ZM25 208V207H24ZM32 208V207H31ZM47 208H49V207H47ZM53 208V207H52ZM59 208V211L58 212H60L61 213V209ZM102 208V209H101ZM152 208V207H151ZM160 208V207H159ZM205 208H207V206L205 207ZM240 208V209H239ZM10 209V208H9ZM18 209H20V208H18ZM44 209V208H43ZM53 209H55V208H53ZM133 209H135V208H133ZM196 209H198V208H196ZM238 209H239V212H238ZM2 210V209H1ZM11 210H13V209H11ZM41 210V209H40ZM56 210H58V209H56ZM132 210V209H131ZM139 210V209H138ZM144 209H142V211H143ZM240 210H242V211H240ZM23 211V210H22ZM34 211V210H33ZM32 211V212H33ZM35 211H36V209H35ZM43 211L44 210H42V214H43ZM46 211V210H45ZM50 211H53V210H51V208H50ZM94 211H95V213H94ZM164 211V210H163ZM200 211V210H199ZM207 211V212H206ZM253 211V212H254ZM1 212V211H0ZM8 212H10V211H8ZM30 212V211H29ZM37 212H39V210H37ZM41 212V211H40ZM58 212L56 213V214H58ZM141 212V211H140ZM246 213V214H248V216L250 215L249 213ZM11 213V212H10ZM14 212H12V214H13ZM36 213V212H35ZM67 213V214H66ZM110 213H112V215H109ZM157 213H158V211H157ZM178 213V212H177ZM188 213V212H187ZM191 213V212H190ZM239 213V214H238ZM1 214V213H0ZM3 214V213H2ZM18 214H20V211H19V213ZM26 214V213H25ZM31 214H33V213H31ZM53 214L55 215V212H53ZM96 214H98V212L96 213ZM140 214V213H139ZM138 214V215H139ZM145 214V213H144ZM143 214V215H144ZM237 214H238V218H237ZM51 215V214H50ZM129 215V216H130ZM137 215V214H136ZM143 215H141V216H143ZM252 215V214H251ZM3 216V215H2ZM11 216V215H10ZM14 216V215H13ZM28 217H29V215H27ZM32 216H34V214L32 215ZM32 216L30 217V218H32ZM36 216V215H35ZM55 216H57V215H55ZM60 216V215H59ZM58 216V217H59ZM145 216V215H144ZM143 216V217H144ZM152 216V215H151ZM199 216V215H198ZM244 216H245V214H244ZM247 216V215H246ZM44 217V216H43ZM42 217V218H43ZM51 217H53L54 218V216L52 215ZM66 217V218H67ZM111 217L114 219L115 218V222H116V225L115 224H111L110 223V220H112L111 219ZM4 218V217H3ZM15 218V217H14ZM36 219V221H37V216L35 217ZM45 218V217H44ZM43 218V219H44ZM47 218V217H46ZM45 218V219H46ZM60 218V217H59ZM99 218V219H100ZM137 218H139L138 216H137ZM137 218L135 219L136 220V222H137ZM148 218V217H147ZM252 218V217H251ZM44 219V220H45ZM48 219V218H47ZM52 219V218H51ZM141 221H142V218H139ZM1 220V219H0ZM18 220V219H17ZM27 220V219H26ZM53 220V219H52ZM51 220V221H52ZM56 220H57V217H56ZM58 220H60V219H58ZM109 220V221H108ZM134 220V218H133V220H132V223H134L133 221H135ZM169 220H170V218H169ZM237 220H238V223H237ZM2 221V220H1ZM0 221V222H1ZM9 221H10V217H9ZM45 221H47V220H45ZM54 221V220H53ZM146 221H148V220H145V222ZM160 221V220H159ZM214 221V224L212 225L211 224V222H213ZM249 221V220H248ZM12 222H14V221H12ZM21 222V221H20ZM26 222V221H25ZM57 223H58V221H56ZM61 222V221H60ZM65 222V220L64 221H62V223H64ZM139 222V221H138ZM169 222V221H168ZM171 222V221H170ZM252 222V221H251ZM21 223H23V222H21ZM29 223V221H27V224ZM33 223V222H32ZM36 223V222H35ZM38 223H39V221H38ZM41 224L43 223V222H40ZM39 223V224H40ZM45 223H47L48 224V222H45ZM52 223V222H51ZM57 223H55V224H53V227L54 226H57L58 224ZM132 223H130L129 224V226H128V228H130V225L132 224ZM148 223V222H147ZM150 223V222H149ZM148 223V224H149ZM154 223V222H153ZM167 223V222H166ZM26 224V225H27ZM41 224H40V226H41ZM50 224V223H49ZM137 224V223H136ZM136 224H134L133 226H136ZM144 224V223H143ZM168 225H169V223H167ZM166 224V225H167ZM5 225H8V224H5ZM15 225V224H14ZM21 225H23V224H21ZM61 225V224H60ZM66 225V224H65ZM142 225V224H141ZM147 225V224H146ZM154 225V224H153ZM164 225V224H163ZM251 225H252V227H251ZM17 226V225H16ZM36 226V225H35ZM35 226H33V228L35 227ZM51 226V225H50ZM59 226V225H58ZM61 226H63V224L61 225ZM104 226V228H103V230H101V228ZM106 226V227H105ZM125 226L127 227V224H125ZM125 226H123L124 228H125ZM133 226H131L132 227V229H127V231L129 232L130 230V232H129V235L133 232V230H135L134 228H133ZM148 226H151V225H148ZM147 226V228H149ZM8 227V226H7ZM11 227V226H10ZM45 227V226H44ZM42 228V231L43 230H45V229H47V227L46 228ZM122 227V228H123ZM140 227V226H139ZM145 227V226H144ZM153 228H154V226H152ZM151 227V228H152ZM23 228V227H22ZM26 228V227H25ZM142 229H143V226L141 227ZM153 228L151 229V230H153ZM1 229V228H0ZM27 229V228H26ZM26 229H24L23 231L25 232V230ZM30 229V228H29ZM40 229V228H39ZM50 229H52L51 227H50ZM60 229V228H59ZM58 229V230H59ZM62 230H64V228H61ZM118 230V231H116V230ZM139 229V228H138ZM198 229V228H197ZM8 230H9V228H8ZM11 230V229H10ZM18 230V229H17ZM16 230V232H18ZM34 230V229H33ZM33 230L32 229H30V232L29 233H31V231L33 232ZM55 230H57V229H54L52 232H55ZM148 230V229H147ZM27 231H28V229H27ZM65 231V230H64ZM141 232H142V230H140ZM148 231H150V229L148 230ZM147 231V232H148ZM154 231V230H153ZM153 231L151 232V233H153ZM245 230H243V232H244ZM1 232V231H0ZM9 232V231H8ZM47 232V231H46ZM52 232H50L49 231V233H51L52 235H53V233ZM123 232H125V229H124V231ZM141 232H140V234H141ZM48 233V234H49ZM58 233V232H57ZM139 233V232H138ZM144 233V232H143ZM157 233V232H156ZM241 233L243 234V235H245V237L243 236V235H241ZM5 234H6V232H5ZM26 234V235H25ZM25 234L23 235V233H22V235H23V237L25 236H28L27 234H28V232L26 233L25 232ZM40 234V233H39ZM43 234V233H42ZM119 234H122V233H120L119 232ZM133 234H134V232H133ZM33 235H35V234H33ZM37 235V234H36ZM142 235V234H141ZM141 235H139V236H141ZM176 235V234H175ZM20 236V235H19ZM30 236H31V234H30ZM37 236H39V235H37ZM46 236V235H45ZM57 236H55L53 239H55ZM118 236L119 235H117V238H118ZM124 236V234L122 235V237ZM143 236H145V234H143ZM153 236V235H152ZM187 236V235H186ZM190 236V235H189ZM1 237V236H0ZM3 237V236H2ZM8 238H9V236H7ZM6 237V239H8ZM36 237V236H35ZM131 237V236H130ZM241 237H243V238H241ZM28 238H30L29 236L28 237H26V239H28ZM41 238V237H40ZM40 238H38V239H40ZM115 236H114V239H117ZM149 238H150V235H149ZM157 238V237H156ZM170 238H172V237H169V239ZM244 238H246V240L244 239ZM4 239H5V237H4ZM6 239L4 240V241H6ZM25 239V238H24ZM31 239V238H30ZM32 239H34V238H32ZM36 239V238H35ZM126 239H128V236L125 238V240H123L124 241V243H127L128 242V245H129V241H127L126 242ZM167 239V238H166ZM173 239V238H172ZM176 239V238H175ZM23 240V239H22ZM73 240V239H72ZM140 240H141V238H140ZM161 240V239H160ZM164 240V239H163ZM174 240V239H173ZM201 240V241H202ZM8 241H11V240H9L8 239ZM21 241V240H20ZM24 241H26V240H24ZM24 241H23V243H24ZM29 241H31V240H29ZM46 241H48V240H46ZM120 241V240H119ZM118 241V242H119ZM135 241V240H134ZM142 241V240H141ZM157 241H158V239H157ZM207 241V240H206ZM22 242V241H21ZM26 242H28V241H26ZM32 242V241H31ZM42 242V241H41ZM56 242H57V240H56ZM118 242H116V243H118ZM135 242H139V241H135ZM145 243H147L146 241H144ZM192 242V241H191ZM205 242V241H204ZM244 242H246V243H248V244H251L250 245V247L251 248H253V249H251L250 247H249V245L248 244H245ZM12 243H13V241H12ZM18 243V242H17ZM36 243H39L38 241L36 242ZM36 243H35V245H36ZM47 244H48V242H46ZM75 243H76V241H75ZM124 243L122 244V242H121V244L120 243H118L117 244V246H118V248H119V246L121 245H124ZM131 243V242H130ZM134 243V242H133ZM133 243H131L132 245H133ZM140 243V242H139ZM151 243V242H150ZM159 243V242H158ZM169 243V242H168ZM176 243V242H175ZM240 243H241V245H240ZM242 243H244L245 245H247L248 246V250L250 249V251H252V255L250 256V255H244V254H246L247 252L245 251V253L243 254L242 253V251L243 250H241V249H244V248H242L243 247V245H242ZM57 244L59 245V243L57 242ZM66 244V243H65ZM64 243H63V246L65 245ZM68 244V243H67ZM66 244V245H67ZM71 244V243H70ZM69 244V245H70ZM136 244V243H135ZM138 244V243H137ZM160 244V243H159ZM173 244V243H172ZM41 245V244H40ZM115 245V244H114ZM142 245V244H141ZM244 245V246H245ZM23 246V244L22 245H20V247H22ZM27 246V245H26ZM26 246H24V248H26ZM28 246H29V242H28ZM27 246V247H28ZM130 246V245H129ZM134 246V245H133ZM136 246V245H135ZM134 246V247H135ZM139 246V245H138ZM137 246V247H138ZM160 246V245H159ZM200 246H201V244H200ZM242 246V247H241ZM12 247V246H11ZM30 247H32V244H31V246ZM60 247H62V246H60ZM73 247V246H72ZM131 247V246H130ZM129 247V248H130ZM152 247H154V246H152ZM19 248V247H18ZM46 248V247H45ZM64 248V247H63ZM63 248H61V249H63ZM70 248V247H69ZM124 251L125 250H130V251H132L133 252V250H131V249H129L127 246H123V247H121ZM121 248H119L121 251H122V249ZM127 248V249H126ZM133 248V247H132ZM150 248V247H149ZM181 248V247H180ZM205 248H207V246L205 247ZM209 248H210V246H209ZM9 249V248H8ZM30 249H32V248H30ZM76 249V248H75ZM171 249H172V247H171ZM175 249V248H174ZM28 250V249H27ZM26 250V251H27ZM35 250V249H34ZM49 250V249H48ZM54 250V249H53ZM60 250V249H59ZM203 250V249H202ZM44 251H46V250H44ZM50 251V250H49ZM48 251V252H49ZM62 251V250H61ZM73 251V250H72ZM118 251V250H117ZM159 251V250H158ZM207 251V250H206ZM249 251V252H250ZM14 252H16V253H18L19 252V250H18V252L17 251H14ZM23 252V251H22ZM24 252H25V250H24ZM24 252H23V254L22 255H24ZM43 252V251H42ZM47 252V251H46ZM53 252H55V251H53ZM59 253H60V251H58ZM77 252H78V250H77ZM120 252V251H119ZM148 252V251H147ZM180 252V251H179ZM249 252H248V254H249ZM11 253V252H10ZM67 253V252H66ZM121 253V252H120ZM128 253V252H127ZM127 253H123V255H127ZM162 253V252H161ZM169 253V252H168ZM170 253H171V251H170ZM54 254H56V253H54ZM67 254H69V253H67ZM67 254H65V255H67ZM73 254V253H72ZM75 254V253H74ZM5 255V254H4ZM9 255V254H8ZM17 255V254H16ZM21 255V257H23ZM49 255V254H48ZM57 255H59V254H57ZM64 255V256H65ZM118 255H121V254H118ZM150 255H152V254H150ZM170 255V254H169ZM18 256V255H17ZM25 256V255H24ZM30 256V255H29ZM53 256V255H52ZM122 256V255H121ZM249 256V257H248ZM59 257H63V256H59ZM75 257V256H74ZM123 257V256H122ZM126 256H124V258H125ZM199 257V256H198ZM203 257V258H204ZM5 258V257H4ZM9 258H11V257H9ZM18 258H19V256H18ZM44 258V257H43ZM3 259V258H2ZM123 259V258H122ZM126 259H127V257H126ZM13 260H15V259H13ZM37 260V259H36ZM54 260V259H53ZM52 260V261H53ZM56 260H57V258H56ZM61 260V259H60ZM72 260V259H71ZM124 260V259H123ZM129 260V259H128ZM51 261V262H52ZM130 261V260H129ZM34 262H35V260H34ZM54 262V261H53ZM61 262V261H60ZM22 263V262H21ZM33 263V262H32ZM31 263V264H32ZM40 263V262H39ZM38 263V264H39ZM57 263V262H56ZM202 263V262H201ZM41 264V263H40ZM45 264V263H44ZM47 264V263H46ZM52 264H54V263H52Z\"/></svg>","mask_w":264,"mask_h":264},{"label":"snow or ice","instance_id":"6c2138e0","mask_svg":"<svg viewBox=\"0 0 264 264\" xmlns=\"http://www.w3.org/2000/svg\"><path fill=\"white\" fill-rule=\"evenodd\" d=\"M262 8H264V0H262ZM262 15H264V13H262ZM255 68H256V57L255 55H253L252 57V70L253 72H255ZM251 103V92H249V104ZM245 127H247V121L245 122ZM236 186H237V193L239 194V188H240V183H241V175L239 172H237L236 174ZM0 264H19V262L15 261V260H9V259H5V260H0ZM64 264H73V262L71 261H67L64 262ZM108 264H127V262L119 260V259H109L108 260Z\"/></svg>","mask_w":264,"mask_h":264}]
</instances>
